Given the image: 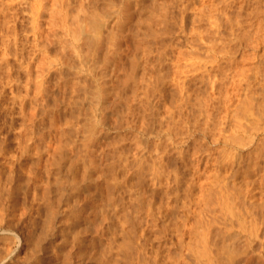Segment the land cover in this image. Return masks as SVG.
Listing matches in <instances>:
<instances>
[{"label": "rangeland", "instance_id": "rangeland-1", "mask_svg": "<svg viewBox=\"0 0 264 264\" xmlns=\"http://www.w3.org/2000/svg\"><path fill=\"white\" fill-rule=\"evenodd\" d=\"M257 1L259 3H257ZM78 2L79 0L76 1V3ZM76 3H73L72 8H76L74 7L78 5V4L76 5ZM95 3H96V13L94 11L95 10L94 7H92L93 6L92 4L91 6H89L90 9L87 7L89 9V10L87 9V13L89 11L90 13L87 15V13L85 12L86 13L85 15H87L88 17L86 18V16L84 15H81L84 17H81L79 15V19L83 18L80 21L84 20L86 23V21L88 20L91 24H93L94 22H92V16L94 15L95 17H97L98 19L97 22L100 25L98 33L91 32V33L85 34L84 32L83 33L80 32L81 34L79 35L77 34L75 35V37H73L74 35H69L70 31L74 29V24L78 22V19L75 20V22L74 20H72V19H75L74 17H76L74 16V12L72 11L73 12L72 14L74 17L68 16L67 19L69 18V22L66 19V17L63 19L64 20L63 22L65 23L67 22L65 25H68V23L69 25H73L70 27L72 29H70L67 32L63 29L61 30L60 28L58 30L59 34L56 32L54 36L52 35L49 36L48 39L46 40L49 41L51 38L52 40L49 42L52 43V44L50 43L52 46H50L49 42L47 41L45 42L44 41L45 39L42 38L41 43L43 44H40L42 45V48H44V49L41 48L42 53L44 54L42 55L41 52L38 51V49L33 46L35 42L32 41L33 37H32L31 31H29L30 33L27 31V30H30V24H28V21L25 16L23 17L24 20L23 19L21 20L22 23L18 21L19 23L16 24L17 27L15 25V31H17L16 32L17 33V43L20 42L18 44H19V48H22L21 55L23 59L20 55L19 56L21 58L20 57H18L19 59L16 58V55H14L13 53L14 48L11 45V40H10V44L8 48L10 55L8 56L6 60V63L8 62L7 63L8 65L4 62L6 64V65L4 64L6 70L5 68H3L4 65H1L0 63V78H1V81H0V90H1L0 91L1 93L0 94L1 95L0 97V125H1L0 126V213H1L0 214L1 215L0 216V239L1 240L3 239V241L0 240L1 241L0 242V263L2 264H102V263L103 264H124V263L125 264H144V263L149 264L150 262V264L151 263L153 264H160V263L161 264L163 263L173 264V263H176V261L178 260L177 261L178 264L180 262L181 264H187L189 262L191 263L197 260L194 255L197 256L198 253L196 252H199L197 249H201L202 252H204V250L206 252H204L205 255L201 257H200V254H198V259L199 258L200 259L197 261H200V264L201 263L202 264L203 263L204 264H228V262L229 264H231L232 262L233 264H237V263L238 264H264V238H263L264 237V110H263L264 109V101H263L264 100V0L262 1L261 0L260 1L259 0H236V1L235 0H191V1L190 0H184V1L183 0H174V1L172 0H144V1L143 0L142 1L141 0H130V1L129 0H117V1L116 0H105V1L98 0ZM112 6H114L115 9H113ZM125 6L127 9H125ZM163 9L164 10L166 9V10L164 11ZM181 9H182V12H181ZM110 10L112 13L110 12ZM220 12L221 13L224 12L223 13L224 15L221 14ZM11 13H13V11H11ZM11 13H9L10 14L9 16L14 15V14L11 15ZM141 13H144V15ZM156 13L157 14L159 13V14L156 16ZM217 13H220V14H217ZM147 14H150L151 16L149 15V18H148ZM164 14L168 18H166ZM247 14L249 15L248 18H247L248 16ZM98 15H101V16L99 17ZM45 16L46 15H44V18L46 19L47 16L46 17ZM143 16L144 17L146 16L147 18L146 17L144 18ZM20 17L22 18V16ZM228 17L230 18L228 19ZM231 19L234 22H232ZM84 21L83 23L82 22L80 23L84 24ZM178 21H181V22L179 23ZM79 22L77 23L78 25H80ZM89 22H87L88 25L90 24ZM146 23H149V24H146ZM214 23L216 24L214 25ZM233 23L234 24L236 23V24L234 25ZM95 24L97 23H94L93 26ZM22 25L26 27L27 29L25 33L23 32L21 33L23 29L19 30L20 27L21 28L23 27ZM213 25L215 26V28H212ZM137 26H140L141 28ZM159 26L160 27L162 26V27L159 28ZM100 27L101 28L103 27V29H101ZM123 27H125V29ZM132 27H134L135 29ZM227 27L229 28L227 29ZM1 28L3 27L1 26ZM138 29L140 32L138 31ZM160 29H162L163 31ZM235 29H238V30H235ZM120 30H122L123 32ZM193 31L196 34H194ZM208 31H212V32L209 33ZM230 31H232V34ZM234 31L236 32V34L234 33ZM94 32H97V31H94ZM3 33L0 32V42L3 41L0 44V49H2L7 44L6 40L4 44V39H7V38L3 37L6 35V34L4 35ZM90 34H92V37H90L91 36ZM145 34H146V37H145ZM82 35H86V36H82ZM10 39L12 38L10 37ZM93 39H94L95 45L92 44ZM118 41H121V42L119 43ZM136 41L138 43H136ZM104 42L106 45L104 44ZM113 42L114 44H111ZM218 42L220 43L217 44ZM224 42L226 44H224ZM46 43L49 45H47ZM147 44L149 45V47H147L148 46ZM196 44H199V46ZM213 44L214 46H212ZM227 45H229L228 48H227ZM235 45L238 46L237 47L238 49H236ZM88 47H90L91 49ZM113 47L116 49H113ZM10 48L12 52L10 51ZM133 48L135 49V51L132 50ZM137 48L139 49L140 52L137 51L138 50ZM230 48H233V49H230ZM154 49L156 50V52ZM221 49H223L222 52L224 51V53L220 51ZM23 50H25L24 53H23ZM159 50L160 51L162 50V51L159 52ZM228 50L232 53V54L230 53L231 55H229V53L226 52ZM86 51L88 52L86 53ZM190 51L192 52V55L190 54L191 53ZM0 53H1L0 56H2L1 50H0ZM26 55H28L30 58L28 56L24 58V56ZM81 55H82V58H81ZM166 55H168L169 59L167 58ZM135 56L137 57L139 56L138 57L139 59H137V57ZM183 56L184 58H182ZM188 56H190L192 59ZM133 57L135 59H133ZM65 58L67 59L66 61H65ZM187 60L189 61V63L187 62ZM219 60H222V61H219ZM47 61H50L51 63ZM228 61L229 62L233 61V62L228 63ZM28 62H30V65H31L29 67L26 66V63ZM142 62L145 64L143 65ZM193 62L194 64H192ZM218 62L220 63V65ZM132 63L134 64V66ZM156 64H157L158 69L156 67ZM169 64H171L172 66ZM135 66L137 69L135 68ZM25 67L28 72L25 71L26 70ZM53 67L55 70L53 69ZM22 69L24 70V72ZM40 69L42 70L41 72L42 74H40L41 76L39 75L40 76V79H39L37 78L38 71L36 70H40ZM200 69L202 70V72ZM213 69H216V70H213ZM220 69H221L222 74L220 72ZM80 70L82 74L80 73ZM126 71L130 72L129 75L130 74L132 75L129 76ZM205 71L206 72L208 71V72L206 73ZM49 72L52 74V76L50 75L51 77H48ZM139 72H140V75H139ZM223 72L224 73L226 72V73L224 74ZM6 73H7V76L4 75ZM27 73H30V75ZM156 73H159V74H156ZM163 74L167 76L168 78L167 77L165 78ZM184 74H185V77H184ZM216 74H218L217 75L218 77L216 76ZM220 74L222 77L220 76ZM158 75L162 77L159 79ZM32 76L35 78H33ZM133 76L134 78H131ZM140 76L141 77L143 76L144 78L143 77L141 78ZM155 76L156 77L158 76L157 77L158 79ZM2 78L4 79L2 80ZM57 79H58V82H56ZM207 79L208 80L210 79L209 80L210 82ZM8 80L10 81V85H7V83L5 84V82H8ZM134 80L136 82H134ZM176 80L177 82L175 83ZM3 81H4V84H3ZM81 81L83 82V84ZM106 83L110 85H107ZM192 84L194 85V87ZM92 85H93V88H92ZM134 85H137V86H134ZM205 85L207 89L206 87H204ZM210 85L212 86V88L209 87ZM150 86H151V89H150ZM155 86L156 88L154 89L153 87ZM157 86H160L161 89L160 87L157 88ZM148 87H149V90H148ZM182 88L183 90L184 89L185 90L183 91ZM3 89H4L3 91L4 93H2ZM102 89L103 90L105 89V90L103 91ZM112 89H113V92H111ZM90 90H92V92ZM187 90L188 92H186ZM203 90L206 92H204ZM103 92H106V93H103ZM150 92L151 93L154 92V94H151ZM211 92L213 94H211ZM217 92H218V95H217ZM49 93L50 95H48ZM174 94H175V97H174ZM187 94L190 96H188ZM91 95L94 97H92ZM101 95H103V97ZM131 95L133 96L131 97ZM142 95L146 103L144 102ZM181 95H182V98H181ZM170 96L173 99L170 98ZM194 96H196L197 98L195 99ZM75 97H76V100H75ZM90 98L92 100H90ZM198 98L200 101L198 100ZM248 98H251L252 100H249ZM247 99L249 101H247ZM169 100L171 101L170 103H169ZM32 104H34L33 107H32ZM145 104L146 106H144ZM162 104L167 110V112H165L166 110L164 109ZM258 105H262V106L261 107L259 106L260 107L259 108ZM104 107H107L108 109ZM135 107L137 108V110ZM171 110L173 112H171ZM244 110L246 111V113ZM77 112L80 116L77 114ZM137 114L141 115L142 117L138 116ZM2 116L5 118H3ZM74 117L76 119H74ZM159 119L161 120L159 121ZM85 121L86 122L88 121L87 125ZM19 125H21V127H19ZM68 130L71 132H69ZM200 130L201 131L203 130V131L201 132ZM91 131H92V134H90ZM234 135L236 138L240 137V139H238L240 142H241V136L242 135L244 136V137L242 136V139L244 138L243 142L245 143L243 147H241L242 145H240V142H239V145H238V142H235L236 140H235ZM90 136L92 138H90ZM246 136L247 138H245ZM233 137L235 141L232 139ZM28 141H29V144H28ZM83 141L86 143H84ZM45 142H47V144ZM243 142H241V144H243ZM56 143H59L58 146ZM69 143L70 145H68ZM159 144L160 146H157ZM22 147L24 148V150H22ZM34 149L35 150L37 149V150L35 151ZM160 154L161 156L159 157ZM183 154L185 155V157ZM58 155L61 157H59ZM232 156L235 157L236 159L233 158ZM231 157H232V161H231ZM238 157H240L241 159ZM221 159H224L225 161L224 160L221 161ZM149 161H151V163ZM124 164L125 165L128 164V165L125 167ZM159 166L161 167L162 170L159 169L160 168ZM81 170L83 174H81ZM54 172L55 174H53ZM161 172H162V175H161ZM165 172L166 173L169 172L168 175ZM157 173L158 174L160 173L161 177ZM120 174H121V178H120ZM81 177H84L85 180ZM79 178H81V180ZM115 178L118 181L115 180ZM136 178L138 181L136 180ZM54 182L57 184H55ZM211 182H212V187H211ZM116 184L117 185L119 184L120 186L119 185L117 186ZM176 186H178L179 188ZM146 187H148L149 189ZM189 187H190L191 194L188 192L186 193ZM168 188L170 189L168 190ZM121 190L123 191V193ZM173 193L175 195H172ZM222 194H224V196H222ZM200 197L202 199H200ZM204 197L209 200L206 201ZM166 198L167 200H165ZM224 198L225 200H223ZM51 200L53 202H51ZM222 201L223 203H221ZM127 202L129 203V205ZM229 203L230 205H228ZM249 203H252L250 204L252 208L249 206ZM125 205H126V208H125ZM220 205L222 207H219ZM244 205L248 206L247 209H245L246 206L242 207ZM187 207H188V210L186 209ZM249 207L251 208V210L254 208L252 210V215L250 214V216H248V214L245 212V210L250 209ZM133 208H135L134 212H133ZM156 208L158 209V211ZM166 208L169 209V212H168V209L166 210ZM224 208L226 209L225 212H224L225 210ZM173 209H175L176 211ZM127 210H130V211H127ZM147 211L148 213L150 212L149 215ZM231 211L233 213H231ZM238 212L239 213L242 212L241 213L242 215L246 213L245 217L243 216V217L238 218L239 217ZM49 213L50 214L52 213V214L50 215ZM155 213L157 214V216L159 214V216L156 217ZM253 214H255L257 217ZM119 215L121 216V218ZM123 215L124 217H122ZM165 215L169 217L172 216V217L169 219V217L166 218ZM128 216H130L131 218ZM183 216L184 218L185 217L186 218L183 219ZM156 218H158L159 221ZM242 218L245 219V221L242 220ZM252 218L254 221L252 220ZM166 220L168 224L165 223ZM180 220H184V221H180ZM248 220L249 222H247ZM240 221H244L242 225L240 223L241 229L238 227V224ZM169 222H172V224ZM252 223L255 225V227H253L254 225ZM151 224L155 225V227L157 226L156 229ZM206 224L209 225L210 227L207 226ZM134 225L135 226L137 225V226L135 227ZM242 226L245 227L244 228L245 231L243 230L244 232H241L243 229ZM150 227H153L154 229ZM160 227L162 228L161 230H159ZM201 227L205 229V232L201 231V230H204V229H201ZM177 228H180V229H177ZM126 229H129V230L125 231ZM139 229H144V230L139 231ZM163 229L167 232L163 233L165 232ZM198 231L199 233L201 231L203 234L202 233L199 234ZM247 231H251L252 234L255 232L257 233L253 234L254 236L253 235L251 236V233L249 232L250 233L249 234ZM129 232L132 234H130ZM225 232H226V235H224ZM234 234L235 235L237 234V235L235 236ZM124 235L127 236L125 237L126 239L124 238ZM158 235L160 236L162 235L163 237L162 236L158 237ZM206 235H207V238L205 239ZM13 236L14 237L17 236L16 239ZM122 236L124 239L122 238ZM225 236L228 238V242L226 239H224L226 238ZM231 236L234 238H232ZM176 237L180 239L178 240ZM202 237L204 238L202 239ZM195 238L196 239L200 238V239L198 241ZM217 238H220V239H217ZM142 239L143 240L145 239L146 241L145 240L142 241ZM236 239L240 241L236 242ZM210 240L212 242L215 241V243L213 242L211 244ZM259 241L261 242V244ZM124 242L126 243L124 244ZM36 243H38V245ZM187 243H188V246L189 245L192 246L191 245L192 243L193 245L194 243L195 244L200 243L199 244L200 248L197 247L198 245L196 246L194 245L191 250L189 249L191 247H188ZM201 244H205V245L207 244V245L202 246ZM180 245L182 246L180 247ZM210 245H212V247ZM219 245L220 246L224 245V246L220 247ZM32 246L36 248L35 250L33 249L34 251L30 250L33 248ZM194 247L197 251L193 249ZM202 247H205V249ZM209 247L212 249H210ZM232 248L234 249L232 250ZM127 249L129 252L127 251ZM219 249L223 252H221ZM9 250H10V253L8 252ZM177 251L180 254H178ZM201 251L199 253H201ZM174 252L176 253V255L174 254ZM184 252H186L185 255H184ZM213 252L215 255L213 254ZM242 253L243 254L245 253V254L242 255ZM190 254H193V256ZM126 255H128L129 258ZM168 255H169V258H168ZM171 256H174V257L170 258ZM221 257L223 258L221 259ZM181 258L186 261H182ZM184 258H187V259H184ZM193 258L195 261H193ZM225 258H227L228 262H226ZM118 259L119 260L121 259L122 261H119ZM129 259H130V262H129ZM173 260H176V261H173ZM197 261L195 262V264L197 263ZM210 261H212L213 263ZM191 264H194V263H191Z\"/></svg>", "mask_w": 264, "mask_h": 264}, {"label": "bare ground", "instance_id": "bare-ground-1", "mask_svg": "<svg viewBox=\"0 0 264 264\" xmlns=\"http://www.w3.org/2000/svg\"><path fill=\"white\" fill-rule=\"evenodd\" d=\"M76 1H77V0H0V30H1L0 32L3 33V31H4L3 34H4V35L6 34V35L3 36V37H6V38H7V39H4V44H5V40H6L7 44H6L5 46L3 45V46H4L3 48H2V46H1L2 49H0V50L2 51V56H0V63H1V65H4V64L6 63V60H7L8 56L10 55V53H9V51H8L9 44H10V40H11V45H12L13 48H14L13 53H14V55H16V58H18V57H20V56L22 57V55H21L22 48H19V44H18V43H20V42L17 43V33H16L17 31H15V25H16L17 23H19V22L22 23L21 20L23 19V17L26 16V19H27V21H28V24H30V30H27L26 27H24L23 25H22V26H23L24 28H23V27H22V28L20 27L19 30H20V29H23V31H21V33H22V32L25 33L26 30H27L28 32L31 31V34H32V37H33V40H32V41L35 42L33 46H34L35 48H37L38 51H40L42 55H44V54L42 53V49H44V48H42V45H40V44H43V43H41L42 38H44V39H45L44 41L46 42V41H47L46 39H48V37L51 36V35L54 36V35L56 34V32L58 33V30H59L60 28H61V30L63 29V30H65V31H67V32H68L70 29H72V28H70V27L73 26V25H69V23H68V25H65L67 22H66V23L63 22V21H64L63 19H64L65 17H66V19H67L68 16H69V17H70V16H72V17L76 16V17H74L75 19H72V20H74V22H75V20L78 19V22H79L81 19H83V18H80V19H79V15H80V16H81V15H84V16H86V18L88 17L87 15L90 13V11L87 13V9H88V8L90 9L89 6H91L92 4H93L92 7H94V9H95L94 11H95V13H96V3H95V2H97L98 0H79L78 3H76ZM101 1H105V0H101ZM116 1H117V0H116ZM129 1H130V0H129ZM141 1H142V0H141ZM143 1H144V0H143ZM172 1H174V0H172ZM183 1H184V0H183ZM190 1H191V0H190ZM235 1H236V0H235ZM259 1H260V0H259ZM261 1H262V0H261ZM107 2H108V1H107ZM132 2H133V1H132ZM73 3H76V5L78 4L77 6H74V7H76V8H72V7H73ZM105 3H106V2H105ZM174 3H175V2H174ZM178 3H179V2H178ZM178 3H177V4H178ZM229 3H230V2H229ZM257 3H259V2L257 1ZM122 4H124V3H122ZM144 4H145V3H144ZM166 4H167V2H166ZM168 4H169V3H168ZM186 4H187V3H186ZM113 5H114V4H113ZM178 5H179V4H178ZM181 5H182V4H181ZM231 5H232V4H231ZM114 6H115V5H114ZM114 6H112L113 9H115ZM165 6H166V5H165ZM187 6H188V5H187ZM87 7H88V8H87ZM108 7H109V6H108ZM122 7H123V6H122ZM149 7H150V6H149ZM179 7H180V6H179ZM182 7H183V6H182ZM71 8H72V9H71ZM102 8H103V7H102ZM106 8H107V7H106ZM135 8H136V7H135ZM139 8H140V7H139ZM141 8H142V7H141ZM152 8H153V6H152ZM159 8H160V7H159ZM171 8H172V7H171ZM176 8H177V7H176ZM216 8H217V7H216ZM225 8H226V7H225ZM69 9H70V10H69ZM89 9H88V10H89ZM121 9H122V8H121ZM123 9H124V8H123ZM125 9H127L126 6H125ZM130 9H131V8H130ZM161 9H162V8H161ZM161 9H160V10H161ZM167 9H168V8H167ZM91 10H92V9H91ZM128 10H129V9H128ZM163 10H164V9H163ZM165 10H166V9H165ZM165 10H164V11H165ZM168 10H169V9H168ZM185 10H186V9H185ZM11 11H13V13H11ZM72 11L74 12V16H73V14H72V13H73ZM120 11H121V10H120ZM157 11H159V10H157ZM188 11H189V10H188ZM188 11H187V12H188ZM85 12L87 13V15H85V14H86ZM92 12H93V11H92ZM106 12H107V10H106ZM110 12H111V10H110ZM169 12H170V11H169ZM179 12H180V11H179ZM181 12H182V9H181ZM214 12H215V11H214ZM241 12H242V11H241ZM9 13H11V15H12V14H14V15L9 16V15H10ZM99 13H100V11H99ZM111 13H112V12H111ZM111 13H110V14H111ZM113 13H114V12H113ZM149 13H150V12H149ZM161 13H162V12H161ZM220 13H221V12H220ZM220 13H217V14H220ZM223 13H224V12H223ZM223 13H221V14H223ZM70 14H71V15H70ZM105 14H106V13H105ZM141 14L144 15V13H141ZM158 14H159V13H158ZM158 14L156 13V16H157ZM173 14H174V13H173ZM179 14H180V13H179ZM185 14H186V13H185ZM248 14H249V13H248ZM248 14H247V15H248ZM44 15L47 16L46 19L44 18ZM106 15H107V14H106ZM119 15H120V13H119ZM122 15H123V14H122ZM147 15H148V18H149V15H150V14H147ZM151 15H152V13H151ZM151 15H150V16H151ZM154 15H155V14H154ZM164 15H165V14H164ZM176 15H177V14H176ZM180 15H181V14H180ZM223 15H224V14H223ZM228 15H229V14H228ZM20 16H22V18H21ZM46 16H45V17H46ZM77 16H78V17H77ZM84 16H81V17H84ZM98 16L100 17L101 15H98ZM134 16H135V15H134ZM137 16H138V15H137ZM139 16H140V15H139ZM160 16H161V15H160ZM174 16H175V15H174ZM174 16H173V17H174ZM240 16H241V15H240ZM243 16H244V15H243ZM251 16H252V15H251ZM42 17H43V18H42ZM143 17H144V16H143ZM145 17H146V16H145ZM145 17H144V18H145ZM165 17H166V15H165ZM178 17H179V16H178ZM180 17H181V16H180ZM205 17H206V16H205ZM220 17H221V16H220ZM222 17H223V16H222ZM226 17H227V16H226ZM248 17H249V15L247 16V18H248ZM41 18H42L43 20H45V21H43ZM89 18H90V16H89ZM102 18H103V17H102ZM117 18H118V17H117ZM121 18H122V17H121ZM146 18H147V17H146ZM166 18H168V17H166ZM175 18H176V17H175ZM182 18H183V17H182ZM229 18H230V17H228V19H229ZM66 19H65V20H66ZM70 19H71V18H70ZM124 19H125V18H124ZM179 19H180V18H179ZM185 19H186V18H185ZM191 19H192V18H191ZM193 19H195V18H193ZM197 19H198V18H197ZM214 19H215V17H214ZM216 19H217V18H216ZM226 19H227V18H226ZM228 19H227V20H228ZM234 19H235V18H234ZM236 19H237V18H236ZM242 19H243V18H242ZM244 19H245V17H244ZM251 19H252V18H251ZM23 20H24V19H23ZM67 20H68V22H69V18H68ZM85 20H86V19H85ZM164 20H165V19H164ZM173 20H174V19H173ZM175 20H176V19H175ZM205 20H206V19H205ZM231 20H232V19H231ZM239 20H240V19H239ZM18 21H19V22H18ZM83 21H84V20H83ZM83 21H80V22L83 23ZM97 21H98L97 17H95V16L93 15V16H92V22L97 23V24H95L94 26H93L94 23L91 24L88 20L86 21V23H85V21H84V24H81V23L79 22L80 25H78V24H77L78 22H76V23L74 24V29H72V30L70 31V34H69V35H74L73 37H75V35H77V34H78V35L81 34L80 32H82V33L84 32L85 34H88V33H91V32H93V33H98V32H99L98 30H99V26H100V25L98 24ZM105 21H106V20H105ZM139 21H140V20H139ZM150 21H151V20H150ZM158 21H159V20H158ZM169 21H170V20H169ZM225 21H226V20H225ZM87 22H89L90 24L88 25ZM101 22H102V21H101ZM148 22H149V21H148ZM178 22L180 23L181 21H178ZM183 22H184V21H183ZM187 22H188V20H187ZM197 22H198V21H197ZM222 22H223V21H222ZM232 22H234V21L232 20ZM239 22H240V21H239ZM239 22H238V23H239ZM26 23H27V22H26ZM71 23H72V21H71ZM71 23H70V24H71ZM104 23H105V22H104ZM142 23H143V22H142ZM144 23H145V22H144ZM192 23H193V22H192ZM223 23H224V22H223ZM226 23H227V22H226ZM236 23H237V22H236ZM236 23H235V24H236ZM245 23H246V22H245ZM107 24H108V23H107ZM120 24H121V23H120ZM120 24H119V25H120ZM146 24H149V23H146ZM151 24H153V23H151ZM164 24H165V23H164ZM166 24H167V23H166ZM207 24H208V23H207ZM215 24H216V23H214V25H215ZM233 24H234V23H233ZM235 24H234V25H235ZM240 24H241V23H240ZM247 24H248V23H247ZM75 25H76V27H75ZM105 25H106V24H105ZM136 25H137V24H136ZM161 25H162V24H161ZM177 25H178V24H177ZM194 25H196V24H194ZM208 25H209V24H208ZM214 25H213L212 28H215ZM259 25H260V24H259ZM1 26H2L4 29L1 28ZM18 26H19V24H18ZM28 26H29V25H28ZM128 26H129V25H128ZM128 26H126V27H128ZM148 26H150V25H148ZM148 26H147V27H148ZM157 26H158V25H157ZM183 26H184V25H183ZM183 26H181V27H183ZM185 26H186V24H185ZM211 26H212V25H211ZM217 26H218V25H217ZM222 26H223V25H222ZM222 26H221V27H222ZM230 26H231V25H230ZM240 26H241V25H240ZM16 27H17V25H16ZM120 27H121V26H120ZM137 27L141 28L140 26H137ZM153 27H154V26H153ZM155 27H156V26H155ZM161 27H162V26H161ZM161 27L159 26V28H161ZM209 27H210V26H209ZM237 27H238V26H237ZM252 27H253V26H252ZM100 28H101V27H100ZM118 28H119V26H118ZM123 28L125 29V27H123ZM123 28H122V29H123ZM132 28H134V27H132ZM156 28H157V27H156ZM218 28H219V27H218ZM228 28H229V27H227V29H228ZM232 28H233V27H232ZM243 28H244V27H243ZM24 29H25V30H24ZM101 29H103V27H102ZM101 29H100V30H101ZM134 29H135V28H134ZM184 29H185V28H184ZM239 29H240V28H239ZM17 30H18V29H17ZM19 30H18V31H19ZM131 30H132V29H131ZM131 30H130V31H131ZM160 30H162V29H160ZM165 30H166V29H165ZM192 30H193V29H192ZM192 30H191V31H192ZM230 30H231V29H230ZM235 30H238V29H235ZM244 30H245V29H244ZM94 31H97V32H94ZM120 31H122V30H120ZM125 31H126V30H125ZM132 31H133V30H132ZM136 31H137V29H136ZM138 31H139V29H138ZM162 31H163V30H162ZM186 31H187V30H186ZM186 31H185V32H186ZM214 31H215V30H214ZM214 31H213V32H214ZM245 31H246V30H245ZM19 32H20V31H19ZM67 32H65V33H67ZM71 32H72V33H71ZM122 32H123V31H122ZM139 32H140V31H139ZM181 32H182V31H181ZM187 32H188V31H187ZM206 32H207V31H206ZM208 32L210 33V32H212V31H208ZM219 32H220V31H219ZM219 32H218V33H219ZM230 32H231V34H232V31H230ZM230 32H229V33H230ZM237 32H238V31H237ZM239 32H240V31H239ZM29 33H30V32H29ZM136 33H137V32H136ZM142 33H143V32H142ZM150 33H151V32H150ZM167 33H168V32H167ZM171 33H172V32H171ZM175 33H176V32H175ZM177 33H178V32H177ZM193 33H194V31H193ZM224 33H225V32H224ZM234 33L236 34L235 31H234ZM58 34H59V33H58ZM63 34H64V33H63ZM117 34H118V33H117ZM119 34H120V33H119ZM124 34H125V32H124ZM147 34H148V33H147ZM178 34H179V33H178ZM189 34H190V32H189ZM194 34H196V33H194ZM215 34H216V32H215ZM226 34H227V33H226ZM239 34H240V33H239ZM246 34H247V33H246ZM246 34H245V35H246ZM90 35H91L90 37H92V34H90ZM121 35H122V34H121ZM150 35H151V34H150ZM158 35H159V34H158ZM165 35H166V33H165ZM198 35H199V34H198ZM224 35H225V34H224ZM228 35H229V34H228ZM245 35H244V36H245ZM251 35H252V34H251ZM58 36H59V35H58ZM62 36H63V35H62ZM64 36H65V35H64ZM82 36H86V35H82ZM94 36H95V35H94ZM94 36H93V37H94ZM98 36H99V34H98ZM101 36H102V35H101ZM112 36H113V35H112ZM125 36H126V35H125ZM147 36H149V35H147ZM151 36H152V35H151ZM156 36H157V35H156ZM162 36H163V35H162ZM169 36H170V35H169ZM190 36H191V35H190ZM222 36H223V35H222ZM246 36H247V35H246ZM10 37H11L12 39H10ZM55 37H56V36H55ZM66 37H67V36H66ZM88 37H89V36H88ZM114 37H115V36H114ZM127 37H128V36H127ZM145 37H146V34H145ZM165 37H166V36H165ZM210 37H211V36H210ZM27 38H28V37H27ZM27 38H26V39H27ZM81 38H82V37H81ZM96 38H97V37H96ZM117 38H118V36H117ZM124 38H125V37H124ZM138 38H139V37H138ZM153 38H154V36H153ZM159 38H160V37H159ZM159 38H157V39H159ZM211 38H212V37H211ZM228 38H229V37H228ZM247 38H248V37H247ZM53 39H54V38H53ZM97 39H98V38H97ZM100 39H101V38H100ZM125 39H126V38H125ZM128 39H129V38H128ZM161 39H162V38H161ZM199 39H200V38H199ZM212 39H213V38H212ZM216 39H217V38H216ZM222 39H224V38H222ZM229 39H230V38H229ZM237 39H238V38H237ZM243 39H244V38H243ZM2 40H3V39H2ZM30 40H31V39H30ZM51 40H52V39L50 38L49 41H51ZM68 40H69V39H68ZM72 40H73V39H72ZM84 40H85V39H84ZM86 40H87V39H86ZM107 40H108V38H107ZM114 40H115V39H114ZM117 40H119V39H117ZM123 40H124V39H123ZM129 40H130V39H129ZM240 40H241V39H240ZM246 40H247V39H246ZM250 40H251V39H250ZM12 41H13V43H12ZM49 41H47V42H49ZM91 41H92V40H91ZM112 41H113V40H112ZM115 41H116V40H115ZM121 41H122V39H121ZM121 41H118V42L120 43ZM130 41H131V40H130ZM150 41H151V40H150ZM158 41H159V40H158ZM200 41H201V40H200ZM207 41H209V40H207ZM237 41H238V40H237ZM2 42H3V41H2ZM2 42H0V44H1ZM21 42H22V41H21ZM23 42H24V41H23ZM42 42H43V41H42ZM74 42H75V41H74ZM76 42H77V41H76ZM85 42H86V41H85ZM88 42H89V40H88ZM95 42H96V41H95ZM110 42H111V41H110ZM125 42H126V41H125ZM132 42H133V41H132ZM168 42H169V41H168ZM187 42H188V41H187ZM210 42H211V41H210ZM214 42H215V41H214ZM243 42H244V41H243ZM32 43H33V42H32ZM50 43H51V42H49V44H50ZM54 43H55V42H54ZM56 43H57V42H56ZM63 43H64V42H63ZM63 43H62V45H63ZM80 43H81V42H80ZM123 43H124V42H123ZM136 43H138V42L136 41ZM191 43H192V42H191ZM201 43H202V42H201ZM204 43H205V41H204ZM212 43H213V41H212ZM219 43H220V42H218L217 44H219ZM227 43H229V42H227ZM237 43H238V42H237ZM237 43H236V44H237ZM38 44H39V46H38ZM46 44H47V43H46ZM49 44H47V45H49ZM51 44H52V43H51ZM51 44H50V46H52ZM64 44H65V43H64ZM84 44H85V43H84ZM90 44H91V43H90ZM92 44H94V39H93ZM104 44H105V42H104ZM111 44H114V42L111 43ZM116 44H117V43H116ZM170 44H171V43H170ZM174 44H175V43H174ZM217 44H216V45H217ZM224 44H226V43L224 42ZM224 44H223V45H224ZM234 44H235V43H234ZM47 45H46V47H47ZM56 45H57V44H56ZM59 45H60V44H59ZM94 45H95V44H94ZM105 45H106V44H105ZM108 45H109V44H108ZM132 45H133V43H132ZM132 45H131V46H132ZM139 45H140V43H139ZM139 45H138V46H139ZM147 45H148V44H147ZM175 45H176V44H175ZM196 45L199 46V44H196ZM221 45H222V44H221ZM14 46H15V47H14ZM44 46H45V45H44ZM44 46H43V47H44ZM64 46H65V45H64ZM89 46H90V45H89ZM134 46H136V45H134ZM155 46H156V45H155ZM157 46H158V44H157ZM160 46H161V45H160ZM207 46H208V45H207ZM212 46H214V44H213ZM228 46H229V45H227V48H228ZM233 46H234V45H233ZM235 46H236V45H235ZM34 47H33V48H34ZM53 47H54V46H53ZM67 47H68V46H67ZM78 47H79V45H78ZM126 47H127V46H126ZM140 47H141V46H140ZM143 47H144V46H143ZM147 47H149V45H148ZM204 47H205V45H204ZM222 47H223V46H222ZM222 47H221V48H222ZM237 47H238V46H236V49H238ZM41 48H42V49H41ZM73 48H74V47H73ZM76 48H77V47H76ZM88 48H90V47H88ZM110 48H111V47H110ZM145 48H146V47H145ZM145 48H143V49H145ZM157 48H158V47H157ZM162 48H163V47H162ZM169 48H170V47H169ZM197 48H199V47H197ZM197 48H196V49H197ZM202 48H203V47H202ZM209 48H210V47H209ZM31 49H32V48H31ZM46 49H47V48H46ZM58 49H59V48H58ZM65 49H66V48H65ZM67 49H68V48H67ZM77 49H78V48H77ZM90 49H91V48H90ZM113 49H116V48L113 47ZM137 49H138V48H137ZM143 49H142V50H143ZM149 49H150V48H149ZM155 49H156V47H155ZM155 49H154V50H155ZM158 49H159V48H158ZM160 49H161V48H160ZM211 49H212V48H211ZM211 49H210V50H211ZM230 49H233V48H230ZM28 50H29V49H28ZM33 50H34V49H33ZM49 50H50V49H49ZM68 50H69V49H68ZM71 50H72V49H71ZM82 50H83V49H82ZM98 50H99V49H98ZM125 50H126V49H125ZM132 50L135 51L134 48H133ZM146 50H147V49H146ZM162 50H163V49H162ZM162 50H161V51H162ZM164 50H165V49H164ZM178 50H179V48H178ZM182 50H183V49H182ZM222 50H223V49H221L220 51L222 52ZM10 51H11V48H10ZM24 51H25V50H23V53H24ZM26 51H27V49H26ZM35 51H36V50H35ZM72 51H73V50H72ZM117 51H118V50H117ZM137 51H139V49H138ZM152 51H153V49H152ZM152 51H151V52H152ZM161 51L159 50V52H161ZM169 51H170V50H169ZM195 51H196V50H195ZM231 51H232V50H231ZM11 52H12V51H11ZM36 52H37V51H36ZM40 52H39V53H40ZM51 52H53V51H51ZM56 52H57V50H56ZM58 52H59V51H58ZM62 52H63V50H62ZM62 52H61V53H62ZM64 52H65V51H64ZM80 52H81V51H80ZM87 52H88V51H86V53H87ZM104 52H105V51H104ZM118 52H119V51H118ZM139 52H140V51H139ZM155 52H156V50H155ZM157 52H158V50H157ZM190 52H191V51H190ZM204 52H205V51H204ZM218 52H219V50H218ZM226 52H228L229 55L232 54L229 50L226 51ZM23 53H22V54H23ZM34 53H35V52H34ZM37 53H38V52H37ZM54 53H55V52H54ZM54 53H53V54H54ZM69 53H70V52H69ZM84 53H85V52H84ZM86 53H85V54H86ZM133 53H134V52H133ZM135 53H136V52H135ZM143 53H144V52H143ZM153 53H154V52H153ZM164 53H166V52H164ZM222 53H224V51H223ZM230 53H231V54H230ZM234 53H235V51H234ZM51 54H52V53H51ZM67 54H68V52H67ZM94 54H95V53H94ZM102 54H103V53H102ZM106 54H107V53H106ZM113 54H114V53H113ZM123 54H125V53H123ZM148 54H149V53H148ZM180 54H181V53H180ZM190 54L192 55V52H191ZM195 54H196V53H195ZM198 54H200V53H198ZM202 54H203V52H202ZM207 54H208V53H207ZM0 55H1V53H0ZM19 55H20V56H19ZM39 55H40V54H39ZM63 55H64V54H63ZM63 55H62V56H63ZM117 55H118V54H117ZM117 55H115V56H117ZM139 55H140V54H139ZM184 55H185V54H184ZM27 56H28V55L24 56V58L27 57ZM37 56H38V55H37ZM46 56H47V55H46ZM57 56H58V55H57ZM70 56H71V55H70ZM166 56H167V58H168V55H166ZM179 56H180V55H179ZM232 56H233V55H232ZM21 57H20V58H21ZM28 57H29V56H28ZM42 57H43V56H42ZM91 57H92V56H91ZM96 57H97V56H96ZM135 57H137V56H135ZM138 57H139V56H138ZM138 57H137V59H139ZM145 57H146V56H145ZM149 57H150V56H149ZM153 57H154V56H153ZM156 57H157V56H156ZM188 57H190V56H188ZM197 57H199V56H197ZM209 57H210V56H209ZM29 58H30V57H29ZM40 58H41V57H40ZM81 58H82V55H81ZM158 58H159V57H158ZM167 58H166V59H167ZM182 58H184V56H183ZM190 58H191V57H190ZM204 58H205V57H204ZM206 58H207V57H206ZM18 59H19V58H18ZM22 59H23V57H22ZM34 59H35V57H34ZM88 59H89V58H88ZM102 59H103V58H102ZM102 59H101V60H102ZM111 59H112V58H111ZM133 59H135V58L133 57ZM143 59H144V58H143ZM149 59H150V58H149ZM154 59H155V58H154ZM168 59H169V58H168ZM176 59H177V58H176ZM176 59H174V60H176ZM178 59H179V58H178ZM191 59H192V58H191ZM198 59H199V58H198ZM211 59H212V58H211ZM232 59H233V58H232ZM232 59H231V60H232ZM16 60H17V59H16ZM31 60H32V59H31ZM39 60H40V59H39ZM46 60H47V59H46ZM50 60H51V59H50ZM66 60H67V59L65 58V61H66ZM68 60H69V59H68ZM70 60H71V59H70ZM74 60H75V59H74ZM86 60H87V59H86ZM96 60H97V59H96ZM106 60H108V59H106ZM147 60H148V59H147ZM147 60H146V61H147ZM183 60H184V59H183ZM195 60H196V59H195ZM227 60H228V59H227ZM13 61H14V60H13ZM41 61H42V60H41ZM51 61H52V60H51ZM62 61H63V60H62ZM104 61H105V60H104ZM114 61H115V60H114ZM144 61H145V60H144ZM154 61H155V60H154ZM177 61H179V60H177ZM184 61H185V60H184ZM190 61H191V60H190ZM196 61H197V60H196ZM219 61H222V60H219ZM233 61H234V60H233ZM233 61H230V62L228 61V63H231V62H233ZM4 62H5V63H4ZM31 62H32V61H31ZM47 62H50V61H47ZM54 62H55V61H54ZM54 62H53V63H54ZM59 62H60V61H59ZM75 62H76V61H75ZM95 62H96V61H95ZM130 62H131V61H130ZM133 62H134V61H133ZM159 62H160V61H159ZM163 62H164V61H163ZM165 62H166V61H165ZM187 62L189 63L188 60H187ZM191 62H192V61H191ZM212 62H213V61H212ZM216 62H217V61H216ZM7 63H8V62H7ZM7 63H6V64H7ZM39 63H41V62H39ZM45 63H46V61H45ZM50 63H51V62H50ZM85 63H86V62H85ZM112 63H113V61H112ZM118 63H119V62H118ZM135 63H136V62H135ZM142 63H143V62H142ZM168 63H169V62H168ZM182 63H183V62H182ZM197 63H198V62H197ZM210 63H211V62H210ZM218 63H219V62H218ZM226 63H227V62H226ZM6 64H5V65H6ZM31 64H32V63H31ZM37 64H38V63H37ZM41 64H43V63H41ZM86 64H87V63H86ZM95 64H97V63H95ZM95 64H94V65H95ZM104 64H106V63H104ZM132 64H133V63H132ZM144 64H145V63H143V65H144ZM154 64H155V63H154ZM165 64H166V63H165ZM177 64H178V63H177ZM186 64H187V63H186ZM192 64H194V62H193ZM192 64H191V65H192ZM211 64H212V63H211ZM232 64H234V63H232ZM5 65H4V67H3V66H2V67L5 68ZM7 65H8V64H7ZM20 65H21V64H20ZM92 65H93V64H92ZM99 65H100V64H99ZM138 65H139V63H138ZM159 65H160V64H159ZM169 65H171V64H169ZM169 65H168V66H169ZM187 65H188V64H187ZM189 65H190V64H189ZM195 65H196V64H195ZM205 65H206V64H205ZM217 65H218V64H217ZM219 65H220V63H219ZM226 65H227V64H226ZM17 66H18V65H17ZM26 66H27V67L31 66V65H30V62L26 63ZM50 66H51V65H50ZM106 66H107V65H106ZM108 66H109V65H108ZM130 66H131V65H130ZM133 66H134V64H133ZM171 66H172V65H171ZM223 66H224V65H223ZM74 67H75V66H74ZM76 67H77V66H76ZM83 67H84V66H83ZM137 67H138V66H137ZM141 67H142V66H141ZM144 67H145V66H144ZM144 67H143V68H144ZM156 67H157V64H156ZM162 67H163V66H162ZM184 67H185V65H184ZM187 67H188V66H187ZM189 67H190V66H189ZM191 67H192V66H191ZM216 67H218V66H216ZM219 67H220V66H219ZM228 67H229V66H228ZM7 68H8V66H7ZM12 68H13V67H12ZM80 68H81V67H80ZM97 68H98V67H97ZM97 68H96V69H97ZM127 68H128V67H127ZM132 68H134V67H132ZM135 68H136V66H135ZM149 68H150V67H149ZM149 68H148V69H149ZM154 68H155V67H154ZM172 68H173V67H172ZM192 68H193V67H192ZM192 68H191V69H192ZM214 68H215V67H214ZM223 68H225V67H223ZM223 68H222V69H223ZM23 69H24V68H23ZM23 69H22V70H23ZM25 69H26V67H25ZM53 69H54V67H53ZM73 69H75V68H73ZM81 69H82V68H81ZM109 69H110V68H109ZM121 69H123V68H121ZM136 69H137V68H136ZM157 69H158V67H157ZM202 69H203V68H202ZM210 69H211V68H210ZM5 70H6V68H5ZM28 70H29V69H28ZM54 70H55V69H54ZM59 70H60V69H59ZM101 70H102V69H101ZM104 70H105V69H104ZM114 70H115V69H114ZM144 70H146V69H144ZM150 70H151V69H150ZM185 70H186V69H185ZM194 70H195V69H194ZM196 70H197V69H196ZM200 70H201V69H200ZM213 70H216V69H213ZM8 71H9V70H8ZM16 71H17V70H16ZM25 71H27V69H26ZM29 71H30V70H29ZM32 71H33V70H32ZM36 71L39 72V74H38V72H37V78L40 79V76H41L40 74H42V73H41L42 70L40 69V70H36ZM67 71H68V70H67ZM105 71H106V70H105ZM137 71H138V70H137ZM147 71H149V70H147ZM152 71H154V70H152ZM174 71H175V70H174ZM177 71H178V70H177ZM188 71H189V70H188ZM19 72H20V71H19ZM23 72H24V70H23ZM27 72H28V71H27ZM86 72H88V71H86ZM96 72H97V71H96ZM116 72H117V71H116ZM126 72H127V71H126ZM179 72H181V71H179ZM201 72H202V70H201ZM205 72H206V71H205ZM207 72H208V71H207ZM207 72H206V73H207ZM209 72H210V71H209ZM214 72H215V71H214ZM216 72H217V71H216ZM220 72H221V69H220ZM44 73H45V72H44ZM66 73H68V72H66ZM80 73H81V70H80ZM92 73H93V72H92ZM100 73H101V72H100ZM112 73H113V72H112ZM127 73H128V75H129L130 72H127ZM141 73H142V71H141ZM154 73H155V72H154ZM186 73H188V72H186ZM203 73H204V72H203ZM223 73H224V72H223ZM225 73H226V72H225ZM225 73H224V74H225ZM27 74L30 75V73H27ZM70 74H71V73H70ZM73 74H74V73H73ZM78 74H79V73H78ZM81 74H82V73H81ZM103 74H104V73H103ZM121 74H122V73H121ZM149 74H150V73H149ZM152 74H153V73H152ZM156 74H159V73H156ZM165 74H166V73H165ZM167 74H168V73H167ZM197 74H198V73H197ZM208 74H209V73H208ZM221 74H222V72H221ZM221 74H220V76H221ZM4 75L7 76V73L4 74ZM29 75H28V76H29ZM39 75H40V76H39ZM50 75L52 76V74L49 72L48 77H51ZM109 75H110V74H109ZM109 75H108V76H109ZM124 75H125V74H124ZM128 75H127V76H128ZM130 75H132V74H130ZM130 75H129V76H130ZM139 75H140V72H139ZM146 75H147V74H146ZM150 75H151V74H150ZM160 75H161V74H160ZM163 75H164V74H163ZM179 75H180V74H179ZM191 75H192V74H191ZM194 75H195V74H194ZM217 75H218V74H216V76H217ZM25 76H26V75H25ZM28 76H27V77H28ZM35 76H36V75H35ZM45 76H46V74H45ZM102 76H103V75H102ZM102 76H101V77H102ZM118 76H119V75H118ZM127 76H126V77H127ZM148 76H149V75H148ZM158 76H159V75H158ZM158 76H157V77H158ZM164 76H165V75H164ZM168 76H169V75H168ZM182 76H183V75H182ZM10 77H11V76H10ZM29 77H30V76H29ZM32 77H33V76H32ZM53 77H54V76H53ZM60 77H61V76H60ZM109 77H110V76H109ZM140 77H141V76H140ZM142 77H143V76H142ZM142 77H141V78H142ZM146 77H147V76H146ZM149 77H150V76H149ZM153 77H154V76H153ZM155 77H156V76H155ZM157 77H156V78H157ZM161 77H162V76H161ZM161 77L159 76V79H160ZM166 77H167V76H165V78H166ZM184 77H185V74H184ZM189 77H190V76H189ZM189 77H188V78H189ZM193 77H194V76H193ZM208 77H209V76H208ZM217 77H218V76H217ZM221 77H222V76H221ZM226 77H227V76H226ZM33 78H35V77H33ZM54 78H55V77H54ZM103 78H104V77H103ZM103 78H102V79H103ZM131 78H134V76L131 77ZM131 78H130V79H131ZM143 78H144V77H143ZM151 78H152V77H151ZM163 78H164V77H163ZM163 78H162V80H163ZM165 78H164V79H165ZM167 78H168V77H167ZM176 78H177V76H176ZM194 78H195V77H194ZM194 78H193V79H194ZM212 78H213V77H212ZM224 78H225V77H224ZM3 79H4V78H2V80H3ZM26 79H27V78H26ZM48 79H49V78H48ZM55 79H56V78H55ZM105 79H107V78H105ZM108 79H109V78H108ZM146 79H147V78H146ZM157 79H158V78H157ZM169 79H170V78H169ZM171 79H172V78H171ZM173 79H174V78H173ZM182 79H183V77H182ZM182 79H181V80H182ZM215 79H216V78H215ZM217 79H219V78H217ZM6 80H7V79H6ZM32 80H33V79H32ZM34 80H35V79H34ZM75 80H76V79H75ZM98 80H99V79H98ZM114 80H115V79H114ZM120 80H121V79H120ZM127 80H128V79H127ZM153 80H154V79H153ZM179 80H180V79H179ZM188 80H189V79H188ZM195 80H196V79H195ZM201 80H202V79H201ZM207 80H208V79H207ZM207 80H206V81H207ZM209 80H210V79H209ZM209 80H208V81H209ZM221 80H222V79H221ZM232 80H234V79H232ZM0 81H1V78H0ZM52 81H53V79H52ZM55 81H56V80H55ZM104 81H105V80H104ZM104 81H103V82H104ZM131 81H132V80H131ZM148 81H149V80H148ZM155 81H156V79H155ZM164 81H165V80H164ZM171 81H172V80H171ZM173 81H174V80H173ZM206 81H205V82H206ZM8 82H9V83H8ZM8 82H5V84L7 83V85H10V81H9V80H8ZM31 82H32V81H31ZM37 82H38V81H37ZM37 82H35V83H37ZM56 82H58V79H57ZM71 82H72V81H71ZM71 82H70V83H71ZM81 82H82V81H81ZM97 82H98V81H97ZM106 82H107V81H106ZM122 82H123V81H122ZM134 82H136V81L134 80ZM141 82H142V81H141ZM152 82H153V81H152ZM176 82H177V80L175 81V83H176ZM188 82H189V81H188ZM192 82H193V81H192ZM209 82H210V81H209ZM217 82H218V80H217ZM232 82H233V81H232ZM232 82H230V83H232ZM25 83H26V82H25ZM44 83H45V82H44ZM118 83H119V82H118ZM125 83H126V82H125ZM149 83H150V82H149ZM154 83H155V82H154ZM154 83H153V85H154ZM203 83H204V82H203ZM233 83H234V82H233ZM3 84H4V81H3ZM26 84H27V83H26ZM31 84H33V83H31ZM38 84H39V83H38ZM38 84H37V86H38ZM79 84H80V83H79ZM82 84H83V82H82ZM92 84H94V83H92ZM99 84H100V83H99ZM103 84H104V83H103ZM106 84H107V83H106ZM144 84H145V82H144ZM147 84H148V83H147ZM155 84H156V83H155ZM164 84H165V83H164ZM193 84H194V83H193ZM193 84H192V85H193ZM200 84H201V83H200ZM210 84H211V83H210ZM217 84H218V83H217ZM219 84H220V83H219ZM234 84H235V83H234ZM73 85H74V84H73ZM73 85H72V87H73ZM107 85H110V84H107ZM132 85H133V84H132ZM137 85H138V84H137ZM137 85H134V86H137ZM142 85H143V84H142ZM153 85H152V86H153ZM156 85H157V84H156ZM175 85H177V84H175ZM220 85H221V84H220ZM53 86H54V85H53ZM67 86H68V85H67ZM94 86H95V85H94ZM100 86H102V85H100ZM113 86H114V85H113ZM182 86H183V85H182ZM202 86H203V85H202ZM207 86H208V84H207ZM232 86H233V85H232ZM3 87H4V86H3ZM5 87H6V86H5ZM39 87H40V85H39ZM39 87H38V88H39ZM46 87H47V86H46ZM72 87H71V88H72ZM78 87H79V86H78ZM106 87H107V86H106ZM111 87H112V86H111ZM140 87H141V86H140ZM158 87H160V86H157V88H158ZM193 87H194V85H193ZM204 87H206V85H205ZM209 87L212 88L211 85H210ZM235 87H236V86H235ZM33 88H34V87H33ZM86 88H87V87H86ZM92 88H93V85H92ZM100 88H101V87H100ZM143 88H144V87H143ZM143 88H142V89H143ZM153 88L155 89L156 86L153 87ZM177 88H178V87H177ZM177 88H176V89H177ZM184 88H185V87H184ZM28 89H29V88H28ZM34 89H35V88H34ZM36 89H37V88H36ZM52 89H53V88H52ZM75 89H76V88H75ZM94 89H95V87H94ZM94 89H93V90H94ZM126 89H127V87H126ZM142 89H141V91H142ZM150 89H151V86H150ZM160 89H161V87H160ZM163 89H164V88H163ZM179 89H180V87H179ZM179 89H178V90H179ZM190 89H191V88H190ZM194 89H195V88H194ZM194 89H193V90H194ZM206 89H207V87H206ZM37 90H38V89H37ZM43 90H44V89H43ZM54 90H55V89H54ZM102 90H103V89H102ZM104 90H105V89H104ZM104 90H103V91H104ZM117 90H118V89H117ZM148 90H149V87H148ZM182 90H183V88H182ZM182 90H181V91H182ZM184 90H185V89H184ZM184 90H183V91H184ZM188 90H189V89H188ZM188 90H187L186 92H188ZM193 90H192V92H193ZM200 90H201V89H200ZM200 90H199V91H200ZM0 91H1V90H0ZM3 91H4V89L2 90V93H4ZM25 91H26V89H25ZM83 91H84V90H83ZM90 91L92 92V90H90ZM100 91H101V90H100ZM153 91H154V90H153ZM203 91H204V90H203ZM207 91H208V90H207ZM215 91H216V90H215ZM67 92H68V91H67ZM81 92H82V91H81ZM81 92H80V93H81ZM87 92H88V91H87ZM111 92H113V89L111 90ZM122 92H124V91H122ZM126 92H127V91H126ZM136 92H137V91H136ZM144 92H145V91H144ZM148 92H149V91H148ZM155 92H157V91H155ZM186 92H185V93H186ZM201 92H202V91H201ZM204 92H206V91H204ZM208 92H209V91H208ZM54 93H55V92H54ZM68 93H69V92H68ZM84 93H86V92H84ZM84 93H83V95H84ZM103 93H106V92H103ZM114 93H115V92H114ZM150 93H151V92H150ZM158 93H159V92H158ZM175 93H176V92H175ZM185 93H184V94H185ZM189 93H190V91H189ZM189 93H188V94H189ZM209 93H210V92H209ZM0 94H1V93H0ZM70 94H72V93H70ZM77 94H78V93H77ZM91 94H92V93H91ZM96 94H97V93H96ZM108 94H109V93H108ZM115 94H116V93H115ZM122 94H123V93H122ZM130 94H131V93H130ZM130 94H129V95H130ZM138 94H140V93H138ZM148 94H149V93H148ZM151 94H154V92H152ZM151 94H150V96H151ZM188 94H187V95H188ZM191 94H192V93H191ZM193 94H194V93H193ZM195 94H196V93H195ZM207 94H208V93H207ZM207 94H206V95H207ZM211 94H213V93L211 92ZM48 95H50V93H49ZM51 95H52V94H51ZM57 95H58V94H57ZM105 95H106V94H105ZM118 95H119V94H118ZM155 95H156V94H155ZM161 95H162V94H161ZM176 95H177V94H176ZM178 95H179V94H178ZM209 95H210V94H209ZM217 95H218V92H217ZM248 95H249V94H248ZM42 96H43V95H42ZM52 96H53V95H52ZM91 96H92V95H91ZM96 96H97V95H96ZM96 96H95V98H96ZM101 96L103 97V95H101ZM132 96H133V95H131V97H132ZM172 96H173V95H172ZM188 96H190V95H188ZM204 96H205V95H204ZM0 97H1V95H0ZM28 97H29V96H28ZM78 97H80V96H78ZM78 97H77V98H78ZM82 97H83V96H82ZM92 97H94V96H92ZM119 97H120V96H119ZM174 97H175V94H174ZM177 97H178V96H177ZM185 97H186V96H185ZM194 97H195V99L197 98L196 96H194ZM198 97H199V96H198ZM201 97H202V96H201ZM244 97H245V96H244ZM244 97H243V98H244ZM41 98H42V97H41ZM55 98H56V97H55ZM72 98H73V96H72ZM142 98H143V95H142ZM145 98H146V96H145ZM168 98H169V97H168ZM170 98H172V97L170 96ZM170 98H169V99H170ZM181 98H182V95H181ZM207 98H208V97H207ZM211 98H212V97H211ZM243 98H241V99H243ZM35 99H36V98H35ZM86 99H87V98H86ZM93 99H94V98H93ZM119 99H120V98H119ZM143 99H144V98H143ZM156 99H157V97H156ZM164 99H165V98H164ZM172 99H173V98H172ZM193 99H194V98H193ZM205 99H206V97H205ZM209 99H210V98H209ZM209 99H208V101H209ZM248 99H249V100H252L251 98H248ZM248 99H247V101H249ZM24 100H25V99H24ZM75 100H76V97H75ZM88 100H89V99H88ZM90 100H92V99L90 98ZM141 100H142V99H141ZM198 100H199V98H198ZM202 100H203V99H202ZM20 101H21V100H20ZM86 101H87V100H86ZM136 101H137V99H136ZM147 101H148V100H147ZM162 101H163V100H162ZM180 101H181V100H180ZM199 101H200V100H199ZM203 101H204V100H203ZM210 101H211V100H210ZM212 101H213V100H212ZM263 101H264V100H263ZM2 102H3V101H2ZM35 102H36V101H35ZM144 102L146 103L145 99H144ZM148 102H149V101H148ZM167 102H168V101H167ZM170 102H171V101L169 100V103H170ZM173 102H174V101H173ZM175 102H176V101H175ZM240 102H241V101H240ZM5 103H6V102H5ZM78 103H79V102H78ZM85 103H86V102H85ZM142 103H143V102H142ZM154 103H155V102H154ZM179 103H181V102H179ZM186 103H187V102H186ZM249 103H250V102H249ZM147 104H148V103H147ZM167 104H168V103H167ZM182 104H183V102H182ZM196 104H197V102H196ZM243 104H244V103H243ZM262 104H263V102H262ZM20 105H21V104H20ZM33 105H34V104H32V107H33ZM37 105H38V104H37ZM129 105H130V104H129ZM142 105H143V104H142ZM164 105H165V104H164ZM190 105H191V104H190ZM190 105H189V107H190ZM193 105H194V104H193ZM198 105H199V103H198ZM198 105H197V106H198ZM3 106H5V105H3ZM29 106H30V105H29ZM35 106H36V105H35ZM38 106H39V105H38ZM84 106H85V105H84ZM87 106H88V105H87ZM94 106H95V105H94ZM100 106H101V105H100ZM102 106H103V105H102ZM144 106H146V104H145ZM162 106H163V104H162ZM165 106H166V105H165ZM171 106H172V105H171ZM183 106H184V105H183ZM185 106H186V105H185ZM191 106H192V105H191ZM244 106H245V105H244ZM244 106H243V107H244ZM248 106H249V105H248ZM248 106H247V107H248ZM252 106H254V105H252ZM252 106H251V107H252ZM259 106L261 107L262 105H258V107H259ZM124 107H125V106H124ZM138 107H139V106H138ZM151 107H152V106H151ZM157 107H158V106H157ZM157 107H156V108H157ZM163 107H164V106H163ZM195 107H196V106H195ZM195 107H194V108H195ZM201 107H203V106H201ZM212 107H213V106H212ZM241 107H242V106H241ZM251 107H250V108H251ZM258 107H257V108H258ZM260 107H259V108H260ZM28 108H29V107H28ZM84 108H85V107H84ZM101 108H102V107H101ZM104 108H107V107H104ZM104 108H103V110H104ZM135 108H136V107H135ZM144 108H145V107H144ZM167 108H168V107H167ZM186 108H187V107H186ZM197 108H198V107H197ZM207 108H208V107H207ZM214 108H215V107H214ZM248 108H249V107H248ZM253 108H254V107H253ZM10 109H11V108H10ZM33 109H34V108H33ZM107 109H108V108H107ZM141 109H142V108H141ZM161 109H162V108H161ZM161 109H160V110H161ZM164 109H165V107H164ZM170 109H171V108H170ZM195 109H196V108H195ZM198 109H199V108H198ZM243 109H244V108H243ZM245 109H246V108H245ZM6 110H7V109H6ZM29 110H31V109H29ZM29 110H28V111H29ZM129 110H130V109H129ZM136 110H137V108H136ZM155 110H156V109H155ZM158 110H159V109H158ZM165 110H166V109H165ZM202 110H203V109H202ZM202 110H201V111H202ZM263 110H264V109H263ZM114 111H115V110H114ZM143 111H144V110H143ZM148 111H149V110H148ZM197 111H198V110H197ZM199 111H200V110H199ZM206 111H207V110H206ZM244 111H245V110H244ZM252 111H253V110H252ZM7 112H8V111H7ZM21 112H22V111H21ZM30 112H31V111H30ZM126 112H127V111H126ZM165 112H167V110H166ZM171 112H173V111L171 110ZM248 112H249V111H248ZM10 113H11V112H10ZM48 113H49V112H48ZM75 113H76V112H75ZM102 113H103V111H102ZM137 113H138V112H137ZM168 113H170V112H168ZM176 113H177V112H176ZM195 113H196V112H195ZM203 113H204V112H203ZM245 113H246V111H245ZM32 114H33V113H32ZM77 114H78V112H77ZM107 114H108V113H107ZM107 114H106V115H107ZM164 114H165V113H164ZM4 115H5V114H4ZM33 115H34V114H33ZM50 115H51V114H50ZM75 115H76V114H75ZM78 115H79V114H78ZM117 115H118V114H117ZM137 115H138V114H137ZM146 115H147V114H146ZM158 115H159V114H158ZM158 115H157V116H158ZM165 115H166V114H165ZM168 115H169V114H168ZM192 115H193V114H192ZM207 115H208V114H207ZM73 116H74V115H73ZM79 116H80V115H79ZM111 116H112V115H111ZM111 116H110V117H111ZM129 116H131V115H129ZM138 116H141V115H138ZM163 116H164V115H163ZM199 116H200V115H199ZM2 117H3V116H2ZM6 117H7V116H6ZM49 117H50V116H49ZM55 117H56V116H55ZM70 117H71V116H70ZM91 117H92V116H91ZM141 117H142V116H141ZM144 117H146V116H144ZM144 117H143V118H144ZM148 117H149V115H148ZM3 118H5V117H3ZM43 118H44V117H43ZM71 118H72V117H71ZM126 118H127V117H126ZM132 118H133V117H132ZM138 118H139V117H138ZM150 118H151V117H150ZM158 118H159V117H158ZM160 118H161V117H160ZM176 118H177V117H176ZM188 118H189V116H188ZM191 118H192V117H191ZM21 119H22V118H21ZM25 119H26V118H25ZM74 119H76V118L74 117ZM110 119H111V118H110ZM118 119H119V118H118ZM145 119H146V118H145ZM27 120H28V119H27ZM30 120H31V119H30ZM56 120H57V118H56ZM86 120H87V119H86ZM91 120H92V119H91ZM99 120H100V119H99ZM108 120H109V119H108ZM120 120H121V119H120ZM160 120H161V119H159V121H160ZM181 120H182V119H181ZM150 121H151V120H150ZM163 121H164V120H163ZM22 122H23V121H22ZM25 122H26V121H25ZM87 122H88V121H87ZM87 122L85 121L86 125H87ZM89 122H90V120H89ZM92 122H93V121H92ZM97 122H98V121H97ZM101 122H102V120H101ZM143 122H144V121H143ZM174 122H175V121H174ZM174 122H173V123H174ZM181 122H182V121H181ZM27 123H28V121H27ZM120 123H121V122H120ZM162 123H163V122H162ZM182 123H183V122H182ZM12 124H13V123H12ZM54 124H56V123H54ZM65 124H66V122H65ZM168 124H169V123H168ZM171 124H172V123H171ZM183 124H184V123H183ZM69 125H70V124H69ZM88 125H89V124H88ZM104 125H105V124H104ZM154 125H155V124H154ZM154 125H153V126H154ZM158 125H159V123H158ZM160 125H161V124H160ZM0 126H1V125H0ZM38 126H39V124H38ZM164 126H165V125H164ZM19 127H21V125H19ZM86 127H87V126H86ZM91 127H92V126H91ZM154 127H155V126H154ZM154 127H153V128H154ZM156 127H157V126H156ZM173 127H174V126H173ZM179 127H180V126H179ZM181 127H182V126H181ZM195 127H196V126H195ZM201 127H203V126H201ZM9 128H10V127H9ZM37 128H38V127H37ZM49 128H50V127H49ZM146 128H147V127H146ZM148 128H149V127H148ZM174 128H175V127H174ZM18 129H19V128H18ZM113 129H114V128H113ZM143 129H144V128H143ZM155 129H156V128H155ZM175 129H176V128H175ZM51 130H52V129H51ZM53 130H54V129H53ZM69 130H70V129H69ZM69 130H68V131H69ZM87 130H88V129H87ZM94 130H95V129H94ZM110 130H111V129H110ZM148 130H149V129H148ZM162 130H163V129H162ZM168 130H169V129H168ZM181 130H182V129H181ZM183 130H184V129H183ZM195 130H196V129H195ZM195 130H194V131H195ZM203 130H204V129H203ZM203 130H202V131H203ZM17 131H18V130H17ZM54 131H55V130H54ZM63 131H64V130H63ZM89 131H90V130H89ZM172 131H173V130H172ZM176 131H177V130H176ZM191 131H192V130H191ZM200 131H201V130H200ZM202 131H201V132H202ZM27 132H28V131H27ZM64 132H65V131H64ZM69 132H71V131H69ZM86 132H87V131H86ZM96 132H97V131H96ZM148 132H149V131H148ZM17 133H18V132H17ZM49 133H50V132H49ZM89 133H90V132H89ZM93 133H94V132H93ZM104 133H105V132H104ZM128 133H129V132H128ZM175 133H176V132H175ZM179 133H180V132H179ZM179 133H178V134H179ZM18 134H19V133H18ZM20 134H21V133H20ZM23 134H24V133H23ZM64 134H65V133H64ZM67 134H68V133H67ZM90 134H92V131H91ZM158 134H159V133H158ZM182 134H183V133H182ZM48 135H49V134H48ZM69 135H70V134H69ZM97 135H98V134H97ZM148 135H149V134H148ZM172 135H173V134H172ZM175 135H176V134H175ZM3 136H5V135H3ZM28 136H29V135H28ZM62 136H63V135H62ZM98 136H99V135H98ZM129 136H130V135H129ZM129 136H128V137H129ZM165 136H166V135H165ZM242 136H243V135H242ZM242 136H241V142H243V139H244V138L242 139ZM17 137H18V136H17ZM36 137H37V136H36ZM85 137H86V136H85ZM105 137H106V136H105ZM234 137H235V135H234ZM234 137L232 138L233 140H234ZM243 137H244V136H243ZM50 138H51V137H50ZM60 138H61V137H60ZM88 138H89V137H88ZM90 138H92V137L90 136ZM245 138H247V136H246ZM15 139H16V138H15ZM69 139H70V138H69ZM238 139H240V137H237V138L235 137V140H236V141H235V140H234V141H235V142H238V145H239V142H240V141H239ZM26 140H27V139H26ZM29 140H30V139H29ZM35 140H36V139H35ZM43 140H44V139H43ZM48 140H49V138H48ZM83 140H84V139H83ZM107 140H108V139H107ZM152 140H153V139H152ZM152 140H151V141H152ZM230 140H231V139H230ZM237 140H238V141H237ZM16 141H17V140H16ZM67 141H68V140H67ZM154 141H155V140H154ZM164 141H165V140H164ZM192 141H193V140H192ZM226 141H227V140H226ZM244 141H245V140H244ZM18 142H19V141H18ZM32 142H33V141H32ZM63 142H64V141H63ZM83 142H84V141H83ZM111 142H112V141H111ZM136 142H137V141H136ZM193 142H194V141H193ZM241 142H240V145H242L241 147H243V146L245 145V143L243 142V144H241ZM23 143H24V142H23ZM45 143L47 144V142H45ZM64 143H65V142H64ZM84 143H86V142H84ZM112 143H113V142H112ZM139 143H140V142H139ZM152 143H153V142H152ZM230 143H231V142H230ZM28 144H29V141H28ZM34 144H35V142H34ZM56 144H57V146H58L59 143H56ZM62 144H63V143H62ZM88 144H89V143H88ZM177 144H178V143H177ZM17 145H18V143H17ZM39 145H40V144H39ZM44 145H45V144H44ZM68 145H70V143H69ZM94 145H95V144H94ZM111 145H112V144H111ZM111 145H110V146H111ZM136 145H137V144H136ZM187 145H188V144H187ZM20 146H21V145H20ZM65 146H66V145H65ZM65 146H64V147H65ZM157 146H160V144L157 145ZM165 146H166V145H165ZM236 146H237V145H236ZM50 147H51V146H50ZM54 147H55V146H54ZM54 147H53V148H54ZM238 147H239V146H238ZM19 148H20V147H19ZM31 148H32V147H31ZM35 148H36V147H35ZM46 148H47V147H46ZM113 148H114V147H113ZM115 148H116V147H115ZM117 148H118V147H117ZM42 149H43V148H42ZM120 149H121V148H120ZM22 150H24L23 147H22ZM34 150H35V149H34ZM36 150H37V149H36ZM36 150H35V151H36ZM47 150H48V149H47ZM185 150H186V149H185ZM232 150H233V149H232ZM35 151H34V152H35ZM120 151H121V150H120ZM144 151H145V150H144ZM182 151H183V150H182ZM261 151H262V150H261ZM2 152H3V151H2ZM40 152H42V151H40ZM45 152H46V151H45ZM95 152H96V151H95ZM118 152H119V151H118ZM151 152H152V151H151ZM158 152H159V151H158ZM171 152H172V151H171ZM179 152H180V151H179ZM179 152H178V154H179ZM196 152H197V151H196ZM235 152H236V151H235ZM235 152H234V153H235ZM32 153H33V151H32ZM46 153H47V152H46ZM106 153H107V152H106ZM154 153H155V152H154ZM159 153H160V152H159ZM3 154H4V153H3ZM25 154H26V153H25ZM28 154H29V153H28ZM41 154H42V153H41ZM57 154H58V153H57ZM59 154H60V153H59ZM70 154H71V153H70ZM99 154H100V153H99ZM118 154H119V153H118ZM136 154H137V153H136ZM155 154H156V153H155ZM184 154H185V153H184ZM184 154H183V155H184ZM196 154H197V153H196ZM238 154H239V153H238ZM43 155H44V154H43ZM45 155H46V154H45ZM92 155H93V154H92ZM106 155H107V154H106ZM109 155H110V154H109ZM146 155H147V153H146ZM19 156H21V155H19ZM25 156H26V155H25ZM58 156H59V155H58ZM110 156H111V155H110ZM156 156H157V155H156ZM160 156H161V154L159 155V157H160ZM172 156H173V155H172ZM233 156H234V155H233ZM233 156H232V157H233ZM10 157H11V156H10ZM12 157H13V156H12ZM31 157H32V156H31ZM48 157H49V156H48ZM59 157H61V156H59ZM59 157H58V158H59ZM94 157H95V156H94ZM94 157H93V158H94ZM126 157H127V156H126ZM146 157H147V156H146ZM178 157H179V156H178ZM184 157H185V155H184ZM229 157H230V156H229ZM229 157H228V158H229ZM232 157H231V161H232ZM240 157H241V155H240ZM240 157H238V158H240ZM38 158H39V157H38ZM49 158H50V157H49ZM58 158H57V159H58ZM69 158H70V157H69ZM98 158H99V157H98ZM119 158H120V156H119ZM142 158H143V157H142ZM163 158H164V157H163ZM179 158H180V157H179ZM233 158H235V157H233ZM60 159H61V158H60ZM60 159H59V160H60ZM75 159H76V158H75ZM88 159H89V158H88ZM104 159H105V158H104ZM104 159H103V160H104ZM114 159H115V158H114ZM144 159H145V158H144ZM158 159H159V158H158ZM235 159H236V158H235ZM240 159H241V158H240ZM12 160H13V159H12ZM71 160H72V159H71ZM84 160H85V159H84ZM89 160H90V159H89ZM126 160H127V159H126ZM216 160H217V159H216ZM222 160H224V159H221V161H222ZM233 160H234V159H233ZM17 161H18V160H17ZM46 161H47V160H46ZM60 161H61V160H60ZM62 161H63V160H62ZM121 161H122V160H121ZM138 161H139V160H138ZM172 161H174V160H172ZM224 161H225V160H224ZM55 162H56V161H55ZM63 162H64V161H63ZM69 162H70V161H69ZM74 162H75V161H74ZM102 162H103V161H102ZM131 162H132V161H131ZM141 162H142V161H141ZM146 162H147V161H146ZM149 162L151 163V161H149ZM157 162H158V161H157ZM34 163H35V162H34ZM52 163H53V162H52ZM91 163H93V162H91ZM113 163H114V162H113ZM129 163H130V162H129ZM129 163H128V164H129ZM134 163H135V162H134ZM147 163H148V162H147ZM183 163H184V162H183ZM221 163H222V162H221ZM23 164H24V163H23ZM53 164H54V163H53ZM76 164H77V163H76ZM82 164H83V163H82ZM88 164H89V163H88ZM116 164H117V163H116ZM122 164H123V163H122ZM128 164H126V165L124 164V166L126 167ZM137 164H138V163H137ZM137 164H136V165H137ZM173 164H175V163H173ZM222 164H223V163H222ZM85 165H86V164H85ZM112 165H113V164H112ZM148 165H149V164H148ZM185 165H186V164H185ZM62 166H63V165H62ZM89 166H90V165H89ZM108 166H109V165H108ZM124 166H123V167H124ZM132 166H133V165H132ZM222 166H223V165H222ZM67 167H68V166H67ZM69 167H70V165H69ZM92 167H93V166H92ZM118 167H119V166H118ZM125 167H124V168H125ZM159 167H160V166H159ZM8 168H9V167H8ZM17 168H18V167H17ZM20 168H21V166H20ZM82 168H83V167H82ZM124 168H123V169H124ZM146 168H147V166H146ZM186 168H187V166H186ZM189 168H190V167H189ZM70 169H72V168H70ZM117 169H118V168H117ZM137 169H138V167H137ZM156 169H157V168H156ZM159 169H161V167H160ZM165 169H166V168H165ZM169 169H170V168H169ZM14 170H15V169H14ZM21 170H22V169H21ZM21 170H20V171H21ZM43 170H44V169H43ZM43 170H42V171H43ZM61 170H62V169H61ZM63 170H64V169H63ZM110 170H111V169H110ZM120 170H121V169H120ZM120 170H119V171H120ZM125 170H126V169H125ZM142 170H143V169H142ZM145 170H146V169H145ZM161 170H162V169H161ZM180 170H181V169H180ZM46 171H47V170H46ZM69 171H70V170H69ZM75 171H76V170H75ZM75 171H74V172H75ZM105 171H106V170H105ZM121 171H122V170H121ZM121 171H120V172H121ZM7 172H8V171H7ZM84 172H85V171H84ZM140 172H141V171H140ZM151 172H152V171H151ZM156 172H157V170H156ZM158 172H159V171H158ZM166 172H167V171H166ZM166 172H165V173H166ZM170 172H171V170H170ZM178 172H179V171H178ZM8 173H9V172H8ZM75 173H76V172H75ZM163 173H164V172H163ZM168 173H169V172H168ZM168 173H166V174L168 175ZM182 173H183V172H182ZM53 174H55V172H54ZM56 174H57V172H56ZM81 174H83V173H82V170H81ZM89 174H90V173H89ZM107 174H108V173H107ZM148 174H149V173H148ZM152 174H153V173H152ZM157 174H158V173H157ZM44 175H45V174H44ZM73 175H74V174H73ZM104 175H106V174H104ZM158 175H160V173H159ZM161 175H162V172H161ZM161 175H160V177H161ZM81 176H82V175H81ZM89 176H90V175H89ZM114 176H115V175H114ZM123 176H124V175H123ZM153 176H154V175H153ZM53 177H54V176H53ZM57 177H58V176H57ZM87 177H88V176H87ZM147 177H148V176H147ZM157 177H158V176H157ZM2 178H3V177H2ZM28 178H29V176H28ZM81 178L84 179V177H81ZM81 178H79V179L81 180ZM106 178H107V177H106ZM112 178H113V177H112ZM120 178H121V174H120ZM122 178H123V177H122ZM4 179H5V178H4ZM83 179H82V180H83ZM124 179H125V178H124ZM151 179H152V178H151ZM153 179H154V178H153ZM157 179H158V178H157ZM191 179H192V178H191ZM191 179H190V180H191ZM213 179H214V178H213ZM215 179H216V178H215ZM7 180H8V179H7ZM41 180H42V179H41ZM84 180H85V179H84ZM84 180H83V181H84ZM110 180H111V179H110ZM115 180H117V179L115 178ZM136 180H137V178H136ZM173 180H174V179H173ZM186 180H187V179H186ZM216 180H217V179H216ZM218 180H219V179H218ZM26 181H27V180H26ZM45 181H46V180H45ZM87 181H88V180H87ZM117 181H118V180H117ZM137 181H138V180H137ZM142 181H143V180H142ZM177 181H178V180H177ZM187 181H188V180H187ZM8 182H9V181H8ZM48 182H50V181H48ZM52 182H53V181H52ZM161 182H162V181H161ZM191 182H192V181H191ZM213 182H214V181H213ZM3 183H4V182H3ZM25 183H26V182H25ZM54 183H55V182H54ZM54 183H53V185H54ZM78 183H79V181H78ZM112 183H113V182H112ZM193 183H194V182H193ZM193 183H192V184H193ZM215 183H216V181H215ZM215 183H214V184H215ZM45 184H46V183H45ZM55 184H57V183H55ZM150 184H151V183H150ZM194 184H195V183H194ZM51 185H52V183H51ZM51 185H50V186H51ZM74 185H75V184H74ZM116 185H117V184H116ZM116 185H115V186H116ZM118 185H119V184H118ZM118 185H117V186H118ZM137 185H138V184H137ZM217 185H218V184H217ZM55 186H56V185H55ZM57 186H58V185H57ZM110 186H111V185H110ZM119 186H120V185H119ZM122 186H123V185H122ZM144 186H145V185H144ZM158 186H159V185H158ZM160 186H161V185H160ZM190 186H191V185H190ZM213 186H214V185H213ZM33 187H34V186H33ZM47 187H48V186H47ZM61 187H62V186H61ZM112 187H113V186H112ZM112 187H111V188H112ZM123 187H124V186H123ZM153 187H154V186H153ZM162 187H163V186H162ZM176 187H178V186H176ZM187 187H188V186H187ZM192 187H194V186H192ZM211 187H212V182H211ZM54 188H55V187H54ZM111 188H110V189H111ZM146 188H148V187H146ZM164 188H165V187H164ZM173 188H174V187H173ZM178 188H179V187H178ZM181 188H182V187H181ZM208 188H209V187H208ZM27 189H28V188H27ZM114 189H115V188H114ZM116 189H117V188H116ZM127 189H128V188H127ZM131 189H132V188H131ZM148 189H149V188H148ZM162 189H163V188H162ZM166 189H167V187H166ZM169 189H170V188H168V190H169ZM185 189H186V187H185ZM185 189H184V191H185ZM218 189H219V188H218ZM43 190H44V188H43ZM43 190H42V191H43ZM50 190H51V189H50ZM56 190H57V189H56ZM56 190H55V191H56ZM146 190H147V189H146ZM156 190H157V189H156ZM179 190H180V189H179ZM209 190H210V189H209ZM211 190H212V188H211ZM211 190H210V191H211ZM5 191H6V190H5ZM47 191H48V190H47ZM112 191H113V190H112ZM121 191H122V190H121ZM128 191H129V190H128ZM128 191H127V192H128ZM130 191H131V190H130ZM152 191H153V190H152ZM154 191H155V189H154ZM218 191H219V190H218ZM27 192H28V191H27ZM149 192H150V191H149ZM164 192H165V191H164ZM177 192H178V191H177ZM181 192H182V191H181ZM181 192H180V193H181ZM187 192L190 193V187L187 189L186 193H187ZM216 192H217V190H216ZM21 193H22V192H21ZM53 193H54V192H53ZM122 193H123V191H122ZM128 193H129V192H128ZM131 193H132V192H131ZM147 193H148V192H147ZM147 193H146V194H147ZM151 193H152V192H151ZM162 193H163V192H162ZM174 193H175V192H174ZM174 193H173L172 195H175ZM224 193H225V192H224ZM25 194H26V193H25ZM56 194H57V193H56ZM190 194H191V193H190ZM217 194H218V193H217ZM22 195H24V194H22ZM32 195H33V194H32ZM35 195H36V194H35ZM119 195H120V194H119ZM133 195H134V194H133ZM141 195H142V193H141ZM154 195H155V193H154ZM170 195H171V194H170ZM183 195H184V194H183ZM186 195H188V194H186ZM192 195H193V194H192ZM213 195H214V194H213ZM44 196H45V195H44ZM55 196H56V195H55ZM128 196H129V195H128ZM137 196H138V195H137ZM145 196H146V195H145ZM160 196H161V195H160ZM184 196H185V195H184ZM189 196H190V195H189ZM193 196H194V195H193ZM193 196H192V197H193ZM215 196H216V195H215ZM218 196H219V195H218ZM222 196H224V194H222ZM192 197H191V198H192ZM225 197H226V196H225ZM227 197H228V196H227ZM120 198H121V197H120ZM141 198H142V197H141ZM156 198H157V197H156ZM175 198H176V197H175ZM177 198H178V197H177ZM189 198H190V197H189ZM204 198H205V197H204ZM204 198H203V199H204ZM231 198H232V197H231ZM145 199H146V198H145ZM183 199H184V198H183ZM186 199H187V198H186ZM200 199H202V198L200 197ZM205 199H206V201L209 200V199H207V198H205ZM46 200H47V199H46ZM53 200H54V199H53ZM115 200H116V198H115ZM125 200H126V199H125ZM142 200H144V199H142ZM149 200H150V198H149ZM151 200H152V199H151ZM153 200H154V199H153ZM159 200H160V199H159ZM163 200H164V199H163ZM165 200H167V198H166ZM170 200H171V199H170ZM190 200H191V199H190ZM223 200H225V198H224ZM40 201H42V200H40ZM48 201H49V200H48ZM131 201H132V200H131ZM173 201H174V199H173ZM191 201H192V200H191ZM200 201H201V200H200ZM200 201H199V202H200ZM211 201H212V200H211ZM228 201H229V200H228ZM228 201H227V203H228ZM51 202H53V201L51 200ZM54 202H55V201H54ZM119 202H120V201H119ZM128 202H129V201H128ZM128 202H127V203H128ZM199 202H198V204H199ZM229 202H230V201H229ZM232 202H233V201H232ZM244 202H245V201H244ZM244 202H243V203H244ZM250 202H251V201H250ZM144 203H145V202H144ZM157 203H158V202H157ZM160 203H161V202H160ZM181 203H182V202H181ZM187 203H188V202H187ZM209 203H210V201H209ZM218 203H219V202H218ZM218 203H217V204H218ZM221 203H223V201H222ZM45 204H46V203H45ZM116 204H117V203H116ZM123 204H124V203H123ZM164 204H165V202H164ZM189 204H190V203H189ZM250 204H252V203H249V206H250ZM48 205H49V204H48ZM50 205H51V204H50ZM126 205H127V204H126ZM126 205H125V208H126ZM128 205H129V203H128ZM132 205H133V204H132ZM147 205H148V204H147ZM151 205H153V204H151ZM178 205H179V204H178ZM182 205H183V204H182ZM186 205H187V204H186ZM218 205H219V204H218ZM223 205H224V204H223ZM228 205H230V203H229ZM231 205H232V204H231ZM233 205H234V204H233ZM235 205H236V204H235ZM246 205H247V204H246ZM246 205H244V206H242V207H245ZM121 206H122V205H121ZM123 206H124V205H123ZM156 206H157V205H156ZM160 206H161V204H160ZM226 206H227V205H226ZM113 207H114V206H113ZM116 207H117V206H116ZM133 207H134V206H133ZM145 207H146V206H145ZM165 207H166V205H165ZM170 207H171V206H170ZM176 207H177V206H176ZM181 207H182V206H181ZM183 207H185V206H183ZM219 207H222V206L220 205ZM237 207H238V206H237ZM247 207H248V206H246L245 209H247ZM250 207H251V206H250ZM250 207H249V208H250ZM148 208H149V207H148ZM148 208H147V209H148ZM172 208H173V207H172ZM225 208H226V207H225ZM225 208H224V209H225ZM251 208H252V207H251ZM251 208H250L249 210H245V212L248 214V216H250V214L252 215V210H253L254 208H253L252 210H251ZM255 208H256V206H255ZM260 208H261V207H260ZM260 208H259V209H260ZM114 209H115V208H114ZM117 209H118V208H117ZM134 209H135V208H133V212H134ZM147 209H145V210H147ZM153 209H154V208H153ZM156 209H157V208H156ZM167 209H168V208H166V210H167ZM175 209H176V208H175ZM175 209H173V210H175ZM186 209L188 210V207H187ZM186 209H185V210H186ZM228 209H229V208H228ZM230 209H231V208H230ZM236 209H237V208H236ZM238 209H239V208H238ZM35 210H36V209H35ZM52 210H53V209H52ZM52 210H51V211H52ZM130 210H131V209H130ZM130 210H127V211H130ZM160 210H161V209H160ZM160 210H159V211H160ZM182 210H183V209H182ZM222 210H223V208H222ZM231 210H232V209H231ZM45 211H46V210H45ZM157 211H158V209H157ZM170 211H171V210H170ZM175 211H176V210H175ZM193 211H194V210H193ZM193 211H192V213H193ZM225 211H226V209L224 210V212H225ZM237 211H238V210H237ZM165 212H166V211H165ZM168 212H169V209H168ZM173 212H174V211H173ZM182 212H183V211H182ZM224 212H223V213H224ZM229 212H230V211H229ZM257 212H258V210H257ZM47 213H48V212H47ZM114 213H115V212H114ZM120 213H121V211H120ZM122 213H123V212H122ZM136 213H137V212H136ZM147 213H148V211H147ZM149 213H150V212H149ZM149 213H148V215H149ZM183 213H184V212H183ZM183 213H182V214H183ZM186 213H187V212H186ZM231 213H233V212L231 211ZM231 213H230V214H231ZM234 213H235V212H234ZM241 213H242V212H240V213L238 212V214H239V217H238V218L243 217V216L245 217V214H246V213H244V215H242ZM255 213H256V211H255ZM0 214H1V213H0ZM49 214H50V213H49ZM51 214H52V213H51ZM51 214H50V215H51ZM155 214H156V213H155ZM173 214H174V213H173ZM220 214H222V213H220ZM225 214H227V213H225ZM230 214H229V215H230ZM120 215H122V214H120ZM120 215H119V216H120ZM160 215H162V214H160ZM171 215H172V213H171ZM180 215H181V214H180ZM186 215H187V214H186ZM235 215H236V214H235ZM241 215H242V216H241ZM253 215H255V214H253ZM0 216H1V215H0ZM130 216H131V215H130ZM130 216H128V217H130ZM134 216H135V215H134ZM150 216H151V215H150ZM158 216H159V214H158ZM158 216H157V214H156V217H158ZM165 216H166V215H165ZM189 216H190V215H189ZM232 216H233V215H232ZM232 216H231V217H232ZM237 216H238V215H237ZM255 216H256V215H255ZM259 216H260V215H259ZM103 217H104V216H103ZM108 217H109V216H108ZM122 217H124V215H123ZM143 217H144V216H143ZM143 217H142V218H143ZM167 217H169V216H166V218H167ZM171 217H172V216H171ZM171 217H169V219H170ZM251 217H252V216H251ZM256 217H257V216H256ZM260 217H261V216H260ZM260 217H259V218H260ZM120 218H121V216H120ZM130 218H131V217H130ZM136 218H137V217H136ZM139 218H140V217H139ZM185 218H186V217H185ZM185 218H184V216H183V219H185ZM218 218H220V217H218ZM222 218H223V217H222ZM254 218H255V217H254ZM124 219H126V218H124ZM144 219H145V218H144ZM147 219H148V218H147ZM156 219L158 220V218H156ZM179 219H181V218H179ZM210 219H211V218H210ZM234 219H235V218H234ZM1 220H2V219H1ZM103 220H104V219H103ZM149 220H150V219H149ZM167 220H168V219H167ZM167 220H166L165 223L168 224ZM176 220H177V219H176ZM237 220H238V219H237ZM242 220L245 221V219H243V218H242ZM252 220H253V218H252ZM252 220H251V222H252ZM259 220H260V219H259ZM139 221H140V220H139ZM158 221H159V220H158ZM161 221H162V220H161ZM161 221H160V222H161ZM180 221H184V220H180ZM205 221H207V220H205ZM244 221H240V222H239L238 227H239L240 229H241V227H240V223H241V225H242V223H243ZM253 221H254V220H253ZM1 222H2V221H1ZM47 222H48V221H47ZM111 222H112V221H111ZM127 222H129V221H127ZM132 222H133V221H132ZM140 222H141V221H140ZM150 222H151V221H150ZM150 222H149V223H150ZM152 222H153V221H152ZM247 222H249V220H248ZM247 222H246V223H247ZM255 222H256V221H255ZM255 222H254V223H255ZM42 223H43V222H42ZM133 223H134V222H133ZM145 223H146V222H145ZM162 223H163V222H162ZM165 223H164V224H165ZM169 223L172 224V222H169ZM174 223H175V222H174ZM174 223H173V225H174ZM202 223H203V221H202ZM208 223H209V222H208ZM237 223H238V222H237ZM40 224H41V223H40ZM109 224H110V223H109ZM112 224H113V223H112ZM135 224H136V222H135ZM153 224H154V223H153ZM176 224H177V223H176ZM182 224H183V223H182ZM248 224H249V223H248ZM252 224H253V223H252ZM255 224H256V223H255ZM126 225H127V224H126ZM131 225H132V224H131ZM141 225H142V224H141ZM145 225H146V224H145ZM147 225H148V224H147ZM151 225H152V224H151ZM151 225H150V226H151ZM161 225H162V224H161ZM177 225H178V224H177ZM206 225H207V224H206ZM211 225H212V224H211ZM253 225H254V224H253ZM111 226H112V225H111ZM129 226H130V225H129ZM129 226H128V227H129ZM134 226H135V225H134ZM136 226H137V225H136ZM136 226H135V227H136ZM152 226L155 227V225H152ZM163 226H164V225H163ZM181 226H182V225H181ZM202 226H204V225H202ZM207 226H209V225H207ZM247 226H248V225H247ZM128 227H127V228H128ZM153 227H150V228H153ZM156 227H157V226H156ZM156 227H155V229H156ZM175 227H177V226H175ZM209 227H210V226H209ZM242 227H243V229H242V231H241V230H240V231H241V232H244V231H245V230H244L245 227H244V226H242ZM249 227H250V225H249ZM253 227H255V225H254ZM28 228H29V227H28ZM39 228H41V227H39ZM102 228H103V227H102ZM107 228H108V227H107ZM142 228H143V227H142ZM206 228H208V227H206ZM145 229H146V228H145ZM148 229H149V228H148ZM153 229H154V228H153ZM161 229H162V228L160 227L159 230H161ZM172 229H173V228H172ZM177 229H180V228H177ZM201 229H204V228L201 227ZM251 229H252V228H251ZM113 230H114V229H113ZM128 230H129V229H126L125 231H128ZM140 230L142 231V230H144V229H139V231H140ZM150 230H151V229H150ZM157 230H158V229H157ZM163 230H164V229H163ZM168 230H169V228H168ZM182 230H183V229H182ZM185 230H186V229H185ZM226 230H227V229H226ZM228 230H229V229H228ZM243 230H244V231H243ZM249 230H250V229H249ZM253 230H254V229H253ZM43 231H45V230H43ZM131 231H132V229H131ZM134 231H135V230H134ZM164 231H165V230H164ZM173 231H174V230H173ZM189 231H191V230H189ZM201 231L205 232V229H204V230H201ZM201 231H200V233H199V231H198V233L201 234V233H202ZM231 231H232V230H231ZM148 232H150V231H148ZM166 232H167V231H165V232H163V233H166ZM168 232H169V231H168ZM171 232H172V231H171ZM177 232H178V231H177ZM177 232H175V233H177ZM187 232H188V231H187ZM187 232H186V233H187ZM217 232H218V231H217ZM219 232H220V231H219ZM247 232H248V233H249V232L251 233V231H247ZM252 232H253V231H252ZM45 233H46V232H45ZM126 233H128V232H126ZM129 233H130V232H129ZM155 233H156V232H155ZM158 233H159V232H158ZM206 233H207V232H206ZM250 233H249V234H250ZM255 233H257V232H255ZM255 233H253V234H255ZM112 234H113V233H112ZM118 234H119V233H118ZM120 234H122V233H120ZM130 234H132V233H130ZM130 234H129V235H130ZM173 234H174V233H173ZM202 234H203V233H202ZM210 234H211V233H210ZM210 234H208V235H210ZM245 234H246V233H245ZM253 234L251 233V236H252ZM32 235H33V234H32ZM115 235H116V234H115ZM126 235H127V234H126ZM144 235H145V234H144ZM176 235H177V234H176ZM224 235H226V232H225ZM234 235H235V234H234ZM234 235H233V236H234ZM236 235H237V234H236ZM236 235H235V236H236ZM11 236H12V235H11ZM36 236H37V235H36ZM38 236H39V235H38ZM110 236H112V235H110ZM145 236H146V235H145ZM145 236H144V237H145ZM159 236H160V235H158V237H159ZM161 236H162V235H161ZM161 236H160V237H161ZM170 236H171V235H170ZM179 236H180V235H179ZM220 236H222V235H220ZM229 236H230V235H229ZM235 236H234V237H235ZM239 236H240V235H239ZM253 236H254V235H253ZM2 237H3V236H2ZM2 237H1V238H2ZM13 237H14V236H13ZM16 237H17V236H16ZM16 237H14V238L16 239ZM125 237H127V236L124 235V238H125ZM158 237H157V238H158ZM162 237H163V236H162ZM168 237H169V236H168ZM225 237H226V236H225ZM227 237H228V235H227ZM227 237L224 238V239H226L227 242H228V238H227ZM231 237H232V236H231ZM231 237H230V238H231ZM234 237H232V238H234ZM18 238H19V237H18ZM20 238H21V237H20ZM33 238H34V237H33ZM111 238H113V237H111ZM122 238H123V236H122ZM124 238H123V239H124ZM131 238H132V237H131ZM171 238H172V237H171ZM176 238H177V237H176ZM196 238H197V236H196ZM196 238H195V239H196ZM200 238H201V237H200ZM200 238H199V239H200ZM203 238H204V237H202V239H203ZM206 238H207V235H206L205 239H206ZM237 238H238V237H237ZM241 238H242V237H241ZM243 238H244V237H243ZM254 238H255V237H254ZM263 238H264V237H263ZM37 239H38V237H37ZM125 239H126V238H125ZM134 239H135V238H134ZM145 239H146V238H145ZM145 239H144V240H145ZM154 239H155V238H154ZM177 239H178V238H177ZM179 239H180V238H179ZM179 239H178V240H179ZM199 239H196V240L199 241ZM217 239H220V238H217ZM239 239H240V238H239ZM0 240H1V239H0ZM27 240H29V239H27ZM144 240L142 239V241H144ZM150 240H152V239H150ZM178 240H177V241H178ZM208 240H209V239H208ZM215 240H216V239H215ZM221 240H222V239H221ZM230 240H231V239H230ZM1 241H3V239H2ZM1 241H0V242H1ZM12 241H13V240H12ZM125 241H126V240H125ZM129 241H130V240H129ZM145 241H146V240H145ZM169 241H170V240H169ZM173 241H174V240H173ZM177 241H176V242H177ZM180 241H181V240H180ZM198 241H197V242H198ZM200 241H201V240H200ZM210 241H211V240H210ZM210 241H209V242H210ZM237 241H240V240H237V239H236V242H237ZM248 241H249V240H248ZM17 242H18V241H17ZM126 242H127V241H126ZM126 242H124V244H125ZM148 242H149V240H148ZM202 242H203V241H202ZM202 242H201V243H202ZM213 242L215 243V241H213ZM213 242L211 241V244H212ZM221 242H222V241H221ZM221 242H220V243H221ZM230 242H231V241H230ZM246 242H247V241H246ZM259 242H260V241H259ZM259 242H258V243H259ZM11 243H12V242H11ZM11 243H10V245H11ZM174 243H175V242H174ZM203 243H204V242H203ZM253 243H254V242H253ZM17 244H18V243H17ZM36 244L38 245V243H36ZM128 244H129V242H128ZM133 244H134V243H133ZM148 244H149V243H148ZM189 244H190V243H189ZM199 244H200V243H199ZM199 244H197V243L195 244V243H194L195 246L198 245L197 247L200 248ZM245 244H246V243H245ZM245 244H244V245H245ZM250 244H251V243H250ZM260 244H261V242H260ZM10 245H9V246H10ZM31 245H32V244H31ZM136 245H137V244H136ZM140 245H141V244H140ZM151 245H152V244H151ZM185 245H186V244H185ZM191 245H192V246H190V245L188 246V243H187V246H188V247H191V248H189V249L192 250V247H193L194 245H193V243H192ZM201 245L204 246L205 244H201ZM206 245H207V244H206ZM206 245H205V246H206ZM215 245H216V244H215ZM224 245H225V244H224ZM224 245H221V246L219 245V246H220V247H223ZM227 245H228V244H227ZM231 245H232V244H231ZM234 245H235V244H234ZM1 246H2V245H1ZM3 246H4V244H3ZM35 246H36V245H35ZM126 246H127V245H126ZM134 246H135V245H134ZM156 246H157V245H156ZM170 246H171V245H170ZM174 246H175V245H174ZM181 246H182V245H180V247H181ZM208 246H209V245H208ZM210 246L212 247V245H210ZM6 247H7V246H6ZM32 247H33V246H32ZM132 247H133V245H132ZM171 247H172V246H171ZM184 247H185V246H184ZM197 247H196V248H197ZM240 247H242V246H240ZM261 247H262V246H261ZM261 247H260V248H261ZM29 248H30V247H29ZM114 248H116V247H114ZM141 248H142V247H141ZM154 248H155V247H154ZM168 248H169V247H168ZM177 248H179V247H177ZM185 248H186V247H185ZM202 248L205 249V247H202ZM209 248H210V247H209ZM247 248H248V246H247ZM255 248H256V247H255ZM255 248H254V249H255ZM258 248H259V247H258ZM7 249H8V248H7ZM7 249H6V250H7ZM15 249H16V248H15ZM15 249H14V250H15ZM33 249L35 250L36 248L33 247V248L30 249V250H33ZM161 249H162V248H161ZM193 249H195V247H194ZM204 249H202V250H204ZM210 249H212V248H210ZM215 249H216V248H215ZM226 249H227V248H226ZM233 249H234V248H232V250H233ZM243 249H244V247H243ZM245 249H246V248H245ZM254 249H253V250H254ZM256 249H257V248H256ZM3 250H4V249H3ZM34 250H33V251H34ZM110 250H111V249H110ZM154 250H155V249H154ZM154 250H153V251H154ZM180 250H181V249H180ZM180 250H179V252H180ZM195 250H196V249H195ZM197 250H198L199 252L201 251V249H197ZM197 250H196V251H197ZM219 250H220V249H219ZM223 250H225V249H223ZM227 250H228V249H227ZM259 250H260V249H259ZM115 251H116V249H115ZM127 251H128V249H127ZM166 251H167V250H166ZM184 251H185V250H184ZM187 251H188V250H187ZM193 251H194V250H193ZM209 251H210V250H209ZM209 251H207V252H209ZM220 251H221V250H220ZM230 251H231V250H230ZM230 251H229V252H230ZM256 251H257V250H256ZM8 252L10 253V250H9ZM117 252H118V251H117ZM128 252H129V251H128ZM128 252H127V253H128ZM136 252H137V251H136ZM168 252H169V251H168ZM199 252H196V253L200 254V257H201V256L205 255L204 252H206V251L204 250V252H202V251H201V253H199ZM221 252H223V251H221ZM238 252H239V251H238ZM238 252H237V253H238ZM249 252H250V251H249ZM252 252H253V251H252ZM12 253H13V252H12ZM34 253H35V252H34ZM132 253H133V252H132ZM170 253H171V252H170ZM177 253H178V251H177ZM187 253H188V252H187ZM191 253H192V251H191ZM217 253H219V252H217ZM224 253H225V251H224ZM230 253H231V252H230ZM250 253H251V252H250ZM5 254H7V253H5ZM116 254H117V253H116ZM125 254H126V252H125ZM139 254H140V253H139ZM139 254H138V255H139ZM174 254L176 255L175 252H174ZM178 254H180V253H178ZM181 254H182V253H181ZM185 254H186V252H184V255H185ZM194 254H195V253H194ZM198 254H197V256L194 255V256L196 257L197 260L200 259V258L198 259ZM201 254H202V255H201ZM207 254H208V253H207ZM213 254H214V252H213ZM238 254H239V253H238ZM244 254H245V253H244ZM244 254L242 253V255H244ZM51 255H52V253H51ZM129 255H130V254H129ZM138 255H136V256H138ZM147 255H149V254H147ZM172 255H173V254H172ZM175 255H174V256H175ZM187 255H188V254H187ZM190 255L193 256V254H190ZM214 255H215V254H214ZM225 255H226V254H225ZM229 255H230V254H229ZM234 255H235V254H234ZM234 255H233V256H234ZM6 256H7V255H6ZM121 256H122V255H121ZM121 256H120V257H121ZM126 256H128V255H126ZM131 256H132V255H131ZM139 256H140V255H139ZM156 256H157V255H156ZM156 256H155V258H156ZM162 256H164V255H162ZM174 256H171L170 258H172V257H174ZM177 256H178V255H177ZM208 256H209V255H208ZM223 256H224V255H223ZM118 257H119V256H118ZM122 257H123V256H122ZM122 257H121V258H122ZM146 257H147V256H146ZM153 257H154V256H153ZM178 257H179V256H178ZM211 257H212V256H211ZM219 257H220V256H219ZM229 257H230V256H229ZM238 257H239V256H238ZM238 257H237V258H238ZM241 257H242V256H241ZM245 257H246V256H245ZM245 257H244V258H245ZM105 258H106V257H105ZM128 258H129V256H128ZM168 258H169V255H168ZM175 258H177V257H175ZM205 258H206V257H205ZM215 258H216V257H215ZM222 258H223V257H221V259H222ZM230 258H231V257H230ZM232 258H233V257H232ZM234 258H236V257H234ZM132 259H134V258H132ZM181 259H182V258H181ZM184 259H187V258H184ZM188 259H190V258H188ZM225 259H226V262H228V261H227V258H225ZM248 259H249V258H248ZM248 259H247V260H248ZM107 260H108V259H107ZM118 260H119V259H118ZM124 260H125V259H124ZM137 260H138V258H137ZM197 260H196V261H197ZM206 260H207V259H206ZM206 260H205V261H206ZM219 260H220V259H219ZM223 260H224V259H223ZM234 260H235V259H234ZM244 260H246V259H244ZM110 261H111V260H110ZM114 261H115V260H114ZM119 261H122V260L120 259ZM143 261H145V260H143ZM173 261H176V260H173ZM177 261H178V260H177ZM177 261H176V263H173V264H178ZM182 261H186V260H183V259H182ZM193 261H195L194 258H193ZM196 261H195V262H196ZM208 261H209V259H208ZM214 261H215V260H214ZM216 261H217V260H216ZM115 262H116V261H115ZM126 262H127V261H126ZM129 262H130V259H129ZM132 262H133V261H132ZM153 262H154V260H153ZM164 262H165V261H164ZM168 262H169V261H168ZM195 262H191V263H194V264H195ZM198 262H199V263H198ZM210 262H212V261H210ZM223 262H225V261H223ZM238 262H239V261H238ZM127 263H128V262H127ZM143 263H144V262H143ZM191 263L189 262V263H187V264H191ZM207 263H208V262H207ZM212 263H213V262H212ZM236 263H237V262H236ZM239 263H240V262H239ZM0 264H2V263H0ZM102 264H103V263H102ZM124 264H125V263H124ZM144 264H145V263H144ZM146 264H147V263H146ZM149 264H150V262H149ZM151 264H153V263H151ZM160 264H161V263H160ZM163 264H164V263H163ZM179 264H181V262H180ZM196 264H200V261H197ZM201 264H202V263H201ZM203 264H204V263H203ZM228 264H229V262H228ZM231 264H233V262H232ZM237 264H238V263H237Z\"/></svg>", "mask_w": 264, "mask_h": 264}]
</instances>
